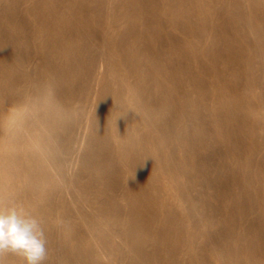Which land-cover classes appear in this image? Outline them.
Masks as SVG:
<instances>
[{
  "label": "rangeland",
  "instance_id": "rangeland-1",
  "mask_svg": "<svg viewBox=\"0 0 264 264\" xmlns=\"http://www.w3.org/2000/svg\"><path fill=\"white\" fill-rule=\"evenodd\" d=\"M31 1L33 2V1H37V0H31ZM40 1H42V2H40ZM38 2L43 4V5L41 4L43 7L41 6L40 9H39V11L44 8L42 10L41 16H40V12H38V14H39L38 20L40 22L39 21H36V18L31 17L32 14H30V13H32V10H33L32 7L33 6L31 4H28V2L27 3H24V4L22 3L24 6L21 5V2L18 3L17 6H14L15 7L14 9L9 4V2H5V6L7 4V6L9 5L14 10V11L12 10L13 18H15L17 20V22L19 21V19L21 20L20 21V25L19 24L17 25L19 28L16 27V30H14L15 32H17V34H19L18 37H20L21 34H22L24 37L31 38L32 36H34V34L36 33V31L41 32V37H40V40H38L37 42H35V44H34V42L32 43V41H29L28 51L27 50L25 51V49L23 47H16L13 44V42H15V38H14V36H16L15 33H13V35L11 33H8V35L10 34L9 35L10 37L12 35V37H13V38L11 37L12 39L10 37H8V35L7 36L6 35L3 36L2 34H0V39H1L0 41H3L4 42L5 41L4 38L6 39V37H7V39L9 41H11V40L14 39L13 42H11L10 45H9V42H7L8 41L7 39H6V41L4 43H1V44H3V47H1L2 50H0V61L2 59H5V57L7 58V57H10L11 56V58H14L13 55H15V57H19V58H21V57L22 58H25L26 55L27 56H31L32 55L31 57H34L35 54L37 53V51L39 50V48L42 49V52H44V54H43L44 57H42L41 61L37 59L36 61H38V63L35 66L29 67V69L27 71V78H29L34 83V84L32 83V85L30 86L31 88L29 87V90L26 93L27 94V97H26V94L23 97H20L23 94H21L20 96L17 95L16 96V99L14 101L16 104H18V103H20V104H24L25 103L26 104L27 102H30V101L32 103H35V104L37 103V107H35V108L34 107L33 108L29 107V111H27L25 113L26 116H24L25 119L23 118L24 121L22 123L19 120V123L22 126L25 125L24 127H26L28 125V126H32L35 129V132H36L35 135H34L35 138L34 139H30L29 138L30 139L29 140L27 138V136H28L27 133L26 132H23L22 133V130L21 129H24V128L20 127V132L22 133V137L21 138L22 139H25L26 138V140H28V142H32V144H35L34 147L36 146V143H35L34 140L35 139L38 140V141L40 140L39 141V144L41 143L40 146L41 147L43 146L44 151L41 152L43 149H40L38 147L41 150V151L39 150V153L41 152V154L43 155V157L45 156L41 160H43V162H45V159H46L47 162H51V161L54 160L55 167H56L55 169L57 171L60 169L58 173H56L57 171L54 170V169L52 170L53 172L50 171V175L52 176L53 180H56L57 179L55 181V184H56L55 186H57L59 189L58 188L51 187L52 185H50L49 183L46 184V182L44 183L43 181H41V179H40L41 177L38 175L39 173H37V172H36L37 173L36 174V176H37L36 178L39 180L38 183H36L37 181L34 180L32 184H29L28 185L29 182L26 181V179L22 175H21V177H23L22 178L23 183H22L21 179H18V180H15L14 181V193L16 194V199L14 201L15 202L17 201L16 203L18 205H21L23 207H27V209L29 211L30 210H31V212L34 211L32 213H34V215L38 216L43 221V226H46V227H44L45 228V232H46V238H49V239H47V245H48L47 246V250H48V253H50V254L53 253V254H51V255L48 254V258L46 260L47 262L45 261L44 264H56L55 262H57V264H63V263H65V264H87L89 261H91V262H89L88 264H95L96 262H98L96 264H127V261L121 255H116V256L115 255H111L110 252H109V254H107L108 253L107 248L102 243L100 237H98L97 235L95 236L94 234H92L91 228L89 227L90 224L88 225L87 223H85L84 220H82V218H84V217L81 215V212H78L77 213V209H79V208L82 211V213L84 212L83 213L84 216L86 215L88 218H90L92 220L93 219L94 220H97L98 219L97 217H99V216H101V217H99V219L101 218L102 220L104 218L106 220L109 219L110 221H108V223L111 224V227L113 228V230H115V232L117 230V233H120L121 232V233L125 234L126 236L133 235L134 237L140 238L142 241L144 240V242H143V251L148 256V258L151 259V261H154V262H152V264H158L159 262H160L159 264H195V263L196 264H200L201 263V258H202V260L204 258H205L204 260H206V258H207V260H206L207 261L206 262L207 264H225V263L226 264H231L229 258H228V260L226 258V257H228L227 256L228 253H229V257H230V252H233V253H236L237 252L238 254L237 253L236 254H237V256H238L239 259H242L243 260L246 257V259L249 260V262H250V260H253V263L250 262V264H254V262H255V264H262V263L264 264V260H263L264 259V234H263L264 233V157H263L264 156V144H263V142H264V138H263L264 137V130H260L259 131V130L256 129L258 127V125H260V121H261L262 124H264V117H263L264 116V71H263L264 70V36H263L264 35V28H261V25H260L261 24V21H260V17H259L258 8H257V6L259 4H261V6L264 7L263 2H261V3L258 4V0H202V1L201 0H166V2H165V0H152V2H153L152 5L153 6L155 5L154 7H158V8L160 7L161 8L163 5H166L165 3H170V4L174 5L175 8L177 7V10L179 11V13L181 15H183L182 17H180V23H181L180 26L183 27V31H182L183 34H182V36L185 39V40L184 39H182V40H184L186 43L184 42L182 45L179 46V47H181L180 48L181 51L179 50L180 52L176 56L175 61H173L174 59H171V60H162L160 62V68H161V72L162 73H165L167 75H168V73H170L174 69L176 71H179V70L185 68L184 69L185 70V74H183L184 73V70H182L181 73H182V75L184 77L181 76V74H180V77H179L180 87L181 88L179 87L177 98H174L175 101L172 100L173 102L170 105L169 111L173 115V117H171L172 119H169L168 118V119H165V120H161V123L158 122L156 125H150V124L146 123L144 126H142V128H144V129H141V128L140 129H137L136 127H134V124H132L133 123V120L130 119V117L128 115H126L127 114V109L126 108L128 106V103H131V102H133L136 99V94L134 92H132V91L129 90L128 91L129 92V95L128 94L127 95L125 94V96H128L130 98L123 96V98L121 97V100H119L120 98L119 99H116V98L113 97L114 96V93L116 94L115 89L116 88L118 89V87H119V85H118L119 84L118 83L119 82V79L116 77V75L111 74L112 75V78L110 77V79H108V87H106V91L104 90L106 92V95L105 96L108 97L106 99V103H104V102H101L100 103L98 101V97L96 95H97V93L99 95V88H98V90L95 93L96 95L93 94L94 96L91 95V94L89 96H87L86 93H85V91H84L85 90L84 88L87 85L88 86L90 85L88 83H91V82L95 81L94 80V75H92V73H91L92 72L91 67H93V65L95 64L96 59H98L97 56H99L100 59L102 58V60H104L103 62L106 63V66H111L112 65L111 62H110V59H108L106 56H104L99 51V48H97L98 46L96 47V45L93 44L95 42L94 41L92 42V38H91L92 36L89 33V31H88V27L86 26V23H88V19H86V18H88L91 13H94V17L96 16V20H95V23L97 22L96 23V26L97 25L98 26L101 25V15H99V14H101L102 7L97 4L95 6L96 7L98 6L99 8L98 9L97 8L95 9V6L93 4H92L93 6H91L90 5L91 3L90 4H87L89 2H85L84 0H45V1L38 0ZM79 2L82 5H80ZM51 4L53 5L54 8L52 7ZM201 4L204 7L208 8V11L210 13V15L207 16L208 19L206 21L203 19L202 15L198 12L199 11L198 8H199V6ZM2 5H4V4L1 3L0 9L3 7ZM30 7H31V9H30ZM49 7H51V8L49 9ZM89 7H92V8L89 9ZM259 7H260V5H259ZM3 8L1 9L2 10V13H1V10H0V14L2 16V17L0 16L1 17L0 18V24H4V23H2L4 21L3 18L6 19V17H5L6 13L4 14V12H5V10L7 8H5V10ZM80 8H81V10H80ZM190 8H191V10H190ZM3 10H4V12H3ZM8 11H6V12H8ZM27 11L29 12V14H28ZM79 11H80V13L78 14ZM95 11H97V13ZM64 12H65L66 15L64 14ZM86 13H88V14H86ZM26 15H28V16H26ZM29 15H31V16H29ZM16 16H18L17 18H19V19H17ZM184 16H185V18H184ZM67 17H69L71 20H68L67 21V19H68ZM73 17H74V20H72ZM232 18H233V20H232ZM54 20H57V21H54ZM64 21L66 23H64ZM36 22H38V23H36ZM51 22H52L53 28H52L51 25H49L48 28H50V26H51L52 29L51 28L50 29H47L46 28L47 27L46 24L47 23L50 24ZM84 22H86V23H84ZM190 22H192V23H190ZM197 22H199V23H197ZM202 22H204V23H202ZM41 23H43V25ZM72 23H73V25H72ZM39 24H40V26L43 27L42 29H40V26H37ZM55 24H57V26ZM65 24H68L67 25L68 27ZM212 24H214L215 26L212 25ZM233 24L236 27H234ZM59 25H60V27H58ZM61 27L63 29H61ZM74 27H75V29H74ZM85 27H87V28H85ZM195 27H196V29H195ZM35 28H37L38 30L35 29ZM233 28L236 29V30L234 31ZM18 29L19 30L21 29V30L18 31ZM66 29H67V31H66ZM50 30H54V31H50ZM87 31H88V33H87ZM193 33L195 35H193ZM243 33H244V35H243ZM205 34H206V36H205ZM203 35H204L205 38L203 37ZM211 35H213V36H211ZM223 36L225 38H223ZM211 37L212 38L214 37V38L212 39ZM219 37L224 40V41L222 40V43H221V39ZM238 38H240V39L238 40ZM208 39H210L211 41L210 40L208 41ZM217 41H218V43H217ZM245 41L246 42L248 41V42L246 43ZM90 42H91V44H90ZM207 42L210 43L209 44V46H210V52H209V48H208L209 46H208V43ZM211 42H212V45H211ZM214 43L216 45H213ZM219 44H222V45H219ZM40 45H41V47H40ZM81 45H83V47ZM242 45L245 46V47H243ZM256 45H257V47H256ZM212 46H214V47H212ZM163 47H164V45L162 43H157L155 45V49L154 50L158 49L160 51H157V50L156 51L158 53L163 54V52H164V50H163L164 48ZM203 47H205V48H203ZM213 48H215V49H213ZM207 49H208V51H207ZM88 50L89 51L91 50V52H93V53L89 52ZM191 50H193V51H191ZM211 50H212V55H213V56L211 55L212 57L209 56L210 53H211ZM213 50H215L216 52H214ZM182 51L185 52V53H183V56L181 54ZM219 51L220 52H224L225 51L223 53L224 55L222 53H220V54H222V55H220L219 54ZM10 52H12V53H10ZM18 52L20 53V55H19ZM94 52H98V53H94ZM132 52H133V48L130 47V46H126L125 49L119 50L116 53V54H118V57H119L118 59H121L120 60L121 64L124 63L122 66H124V69L126 70V73H127V75H125L126 76V80L130 83L131 86H136L137 85V86H140L141 87V84L143 83L142 87H144V86L146 87V88L145 87L144 88H145L146 91L149 92L150 101L151 100L153 101V102H151V105L154 108L159 107L160 104H161V102H162V100L164 98L165 99L166 98L168 99L169 94L167 92L160 93L158 90H155V91L150 90L151 88L147 89V87L149 86L148 85L149 84L148 83L149 82L148 81L149 80V76H147L148 77V80H147V78L144 77L145 76L143 74L144 72L143 73H141V72L140 73L139 72L137 73L136 71H134L133 67L131 66L132 65L131 62L133 61V56H134V52L133 53ZM201 52L202 53L204 52V54L202 55ZM251 52H253V53H251ZM87 53H88V55L90 54L91 57L90 56H87ZM83 54H85V55H83ZM5 55H7V56H5ZM95 56H96V58H95ZM188 56H190V57H188ZM188 59L189 60L191 59V60L189 61ZM209 59H211L212 62ZM259 59H260L261 62L259 61ZM185 61H187V62H185ZM188 61L189 62H192L193 61V63L190 64ZM195 61L198 64H196ZM201 61H203V63H201ZM184 62L186 64H184ZM234 62H236V63L234 64ZM107 63H108V65H107ZM208 63H209L210 66L208 65ZM211 63L214 65L213 67H212ZM218 63H220V64H218ZM221 63H223V64H221ZM231 63H232V65H230ZM245 63H247V64L245 65ZM257 63H263V64L261 65V64H257ZM40 64H42V65L44 64L43 65L45 67L44 70H42V68L40 67L41 66ZM182 64L184 66H182ZM228 64H229V68H227ZM125 65H127V66H125ZM179 65H181V66H179ZM185 65H188V66H185ZM191 65L192 66H195L196 68L195 67L191 68L192 67ZM216 65H217V67L224 68V69L223 70L222 69H219L221 71H219V73H216V71L214 69ZM219 65L222 66V67H220ZM240 65H241V68H239ZM260 65L263 68H261ZM85 66H86V69H85ZM201 66H203V67H201ZM249 66L251 67L250 68V72L251 73L249 72V69H248ZM87 67H89V68H87ZM211 67H212V69H211ZM199 68H201V70H199ZM202 68L203 69L206 68V69L203 71ZM209 68L211 69L212 72L210 71ZM78 69H80V70H78ZM83 69H85V70H83ZM132 69H133V71H131ZM188 69L189 70L191 69V70L189 71ZM245 69H246V71H245ZM186 70H188L190 73L187 74L188 71H186ZM195 71H197L196 76H198V77L195 76V74H194ZM213 71H215V72H213ZM231 71H232V73H231ZM261 71L263 73H261ZM42 72H44L46 74L43 75ZM132 72H135V73H132ZM191 72H192V74H191ZM202 72H204V73L206 72V73L204 74ZM246 72H247V74H246ZM207 73H210V74L208 75ZM220 73H221V75H219ZM85 74H87L88 76L85 75ZM137 74H139V75H137ZM79 75H80V77H78ZM206 75H207V77H206ZM136 76H138V77H136ZM187 76H189V78ZM217 76H221L222 79H221V77L220 78H217ZM192 77H193V79H192ZM202 77H206L207 79L205 78L206 79L205 80ZM213 77L215 79H213ZM201 78L203 79V81H202ZM245 78H247V80H245ZM184 79H185V81H184L185 82V86L183 85L184 82L182 83V81ZM198 79H201V80H198ZM218 79L220 80L219 83H218V81H219ZM191 82H192L193 85L191 84ZM211 82H213V83L215 82L214 84H217L218 83V86L216 85V88H215V85L212 84ZM237 82L241 86L240 85H237L238 84ZM146 83H148V84H146ZM199 83H201V84H199ZM234 83H235V85H234ZM57 84H59V85H57ZM83 84L84 85L86 84V85L84 86ZM207 84L208 85L209 84L210 85L212 84V85H211V87L209 85V87H210L209 88L207 86ZM227 84H229V85H227ZM82 85H83V87H82ZM199 85L200 86L201 85H204V86H201V87L202 88L205 87V88L202 89ZM222 85H224L223 86L224 88L223 87H221L222 89L221 88H218V87H220ZM249 86H251L252 88H253V86H255L252 89L253 91L251 90V87H249ZM193 87H195V88H193ZM182 88H184L183 91L181 90ZM186 88L188 90H185ZM206 88H207V90H206ZM81 89H82V91H81ZM214 89L216 91L218 89V91H220V92L222 90V92L219 93L217 91L218 93L215 94L216 91ZM247 89H248V91H247ZM189 90H192V92L191 91L189 92ZM201 90H203L202 91L203 93L201 92ZM208 90H209V92H208ZM113 91H114V93H113ZM194 91L195 92L196 91L197 92L200 91V92L195 95V92ZM251 91H252V93H251ZM83 93H85V94H83ZM209 93H210V95H209ZM261 93H263V94L261 95ZM101 94H102V92H101ZM187 94H190L191 95V96L190 95L189 96H190V98L192 100H190V98H189V96H187ZM237 94H238V96H237ZM132 95H133V97H132ZM181 95L183 97H181ZM201 95L204 96L203 97L204 99L202 98ZM208 95L211 96V97H209ZM215 95H218V97L215 96ZM250 95H252V96H250ZM207 96L209 97L208 98L209 100H207V98H206ZM83 97H84V99H83ZM90 97H91V99H90ZM158 97H159V99H158ZM219 97L220 98H224V99H220ZM127 98H128V100H127ZM180 98H182V99H180ZM88 99L90 100V102H89ZM94 99H96V100H94ZM184 99H186V100H184ZM71 100L73 101V103L71 102ZM188 100H190L192 103L190 101H188ZM194 100H196V101L193 102ZM197 100H199L198 103H196ZM85 101H87V104L89 102L88 107H87V104H86ZM224 101H226L227 103L230 104L229 106H230V109L231 110H227L226 111L225 106L227 105V103L224 102ZM174 102L176 103V105H175L176 108L174 107V104H175ZM232 102H234L236 105L234 103H232ZM69 103H71V104H69ZM194 103H195V105H194ZM223 103H224V105H223ZM54 104L55 105L58 104V105L55 106ZM83 104H84V106H83ZM105 104H107V105H105ZM197 104H198V106H197ZM205 104L208 106L207 109H206L207 106ZM231 104H234L235 107L234 106L232 107ZM254 104H256V107H255ZM3 105L4 106H7L6 103H4V102H3ZM93 105L95 106V108L93 107ZM237 105H239V106H237ZM243 105H244V107H242ZM10 106L11 105L8 104V107H10ZM78 106H81L82 108L81 107H78ZM201 106H203L204 108H202ZM86 107L88 109H90L91 111L90 110H86ZM184 107H185V109H184ZM190 107L191 108L194 107V109H191ZM238 107H241V108L238 109ZM178 108H180V109L178 110ZM186 108H188V110H186ZM215 108H218L219 109V112L222 113V114H223V111H224V114L226 112V114L228 115V118L230 119V121H229L230 125H229V123L225 125V123H227V122L220 121L219 117L217 118V114L219 112H218V109H216L217 110L216 111ZM236 108H237V110H236ZM58 109H60V110H58ZM66 109H69V111H67ZM123 109L124 110L126 109V111H123ZM189 109H191V110H189ZM139 110H140V108L138 109L139 114H141L142 111H144V109L143 110L141 109L140 111ZM173 110H174V113L171 112ZM194 110H196V111H194ZM201 110L204 113H201L202 112ZM252 110H254L256 113L255 112L253 113ZM169 111H167V112H169ZM177 111H178V113H177ZM189 111H191V112L194 111V112L192 114ZM198 111H199V113H198ZM213 111H214V113H213ZM230 111H232L233 113L230 112ZM258 112H260L259 113L260 116H258ZM92 113H93V115H92ZM85 114H86V116H85ZM185 114H186V116H185ZM194 114H196V115H194ZM202 114L203 115L205 114L206 116L205 115L203 116ZM254 114H256V115H254ZM71 115H72V117H71ZM88 115H89V117H88ZM120 115H122V116H120ZM141 115L143 116V114H141ZM174 115L176 116V119H175ZM193 115L196 118L194 117V119H193ZM233 115H234V118L232 119ZM98 116L101 117L102 119L101 118H98ZM126 116H128V117H126ZM239 116H240V119H239ZM257 116L259 118H261V120L260 119L258 120V117ZM87 117H88V120H87ZM160 117H161V119L162 118L164 119L163 114L160 115ZM246 117H248V121H247V118ZM256 117H257V119H256ZM125 118H127V119H125ZM249 118H251L252 120H250ZM254 118L257 121L256 123H253L252 122ZM94 119H97L99 121H96ZM122 119H123V121H122ZM255 119H254V121H255ZM63 120H64V122H63ZM128 120H130V121H128ZM169 120H171V121L169 122ZM216 120H218V122ZM240 120H243V121H240ZM68 121H69V124H68ZM235 121H238V122H235ZM246 121H247V123H246ZM24 122H26V124H24ZM32 122H33L34 125L32 124ZM89 122H90V125H89ZM222 122L224 123L223 125H222ZM99 123H101V124H99ZM185 123L186 124L188 123L187 126H186ZM192 123H193V125L195 127H193V125H191ZM233 123H235L236 125L233 124ZM241 123H242V125H241ZM251 123H252V125H251ZM97 124H99V125H97ZM160 124H161V126H160ZM232 124L234 125V127H236L234 129H237L239 132L238 131L237 132H231V131H236V130H233ZM4 125H5V127H4ZM61 125H63V126H61ZM180 125L181 126L185 125L186 128H184V126L182 128ZM238 125H241V126H238ZM197 126H198V128H197ZM249 126H251V127H249ZM252 126L253 127H256V128L254 129ZM38 127H40V128L37 129ZM228 127H230V128L227 129ZM241 127H242V130H243V128L245 130H243V131L240 130ZM189 128H191V129H189ZM199 128H201V129H199ZM59 129H60V131H59ZM136 129H137V131H136ZM177 129H178V133L180 132V134L178 135V137L176 136L177 135ZM181 129H183V130H181ZM248 129H250L251 133L248 131ZM0 130H1L0 131V140H2L1 142H4V141L7 142L11 138H13L12 135H14V134H17V133H18L17 135L21 134L18 131V127L12 125L10 122H9V124H1L0 123ZM2 130H5V131H2ZM71 130H73L74 133ZM77 130H79V131H77ZM80 130H82V131H80ZM190 130H191V132L189 133ZM6 131L8 133H6ZM43 131L45 132V134H44ZM63 131L66 132V133H63ZM88 131H89V133H88ZM175 131H176V134H175ZM193 131H194V133H193ZM195 131H196V136L199 134L197 136L199 140H197V137L195 136ZM200 131L201 132H204V133H202L203 135L204 134H206V135L202 136V134L200 133ZM247 131L249 133H247ZM39 132L42 133V134H40L41 136L39 135ZM76 132H80V133H77L76 134ZM243 132H245V133H243ZM252 132H255V134H253ZM25 133H26V135H24ZM61 133H63V135H65V136H63ZM140 133L141 134L144 133V135H141ZM186 133H187V135H185ZM173 134L175 135V137L173 136ZM251 134H253V135H251ZM47 135H49V136H47ZM121 135H123V136H121ZM138 135L139 136L141 135L140 136L141 139L136 137ZM158 135H160L161 137L158 136ZM190 135H192V136H190ZM231 135L232 136L235 135L234 138L232 137L233 138L232 140H231ZM38 136H40V137H38ZM44 136H46V137H44ZM71 136H72V138H73L74 141L71 140L72 139ZM143 136L145 138L146 137L147 138L145 139V138H143ZM179 136H181V137H179ZM189 136L191 137V139L194 137L193 138L194 140L193 139L191 140ZM216 136H218V137H216ZM237 136H241V137H237ZM252 136H254V137H252ZM28 137H30V136H28ZM64 137H66V138H64ZM134 137H136L137 139L134 138ZM195 137H196V139H195ZM236 137L239 138V139L241 138L239 140V142H238V139ZM49 138H50V140H49ZM54 138H55V140H54ZM61 138L63 139L64 142L61 141L62 140ZM142 138L144 140H142ZM154 138H155V140H154ZM174 138L177 139L178 141L175 140ZM185 138H187L186 139L187 141L189 139L190 140L188 142H186ZM200 138L203 139L204 141L205 140L206 141L205 142H203V140L200 141ZM217 138H219V139L216 141ZM44 139H45V141H44ZM214 139H215V141H214ZM152 140H153V142H152ZM233 140H236V141H233ZM38 141H36V142H38ZM68 141L71 142L69 144H71L72 146L68 144ZM109 141H110V143H109ZM130 141H132V143H130ZM137 141H138V143H137ZM145 141H148V142H145ZM182 141H184L185 143L182 142ZM253 141H255V142H253ZM194 142H195L196 145H194ZM217 142H220L219 143L220 145ZM252 142H253V144H252ZM106 143L108 144V146H107ZM149 143L153 144V146L155 145L154 146L155 149L153 148L152 145L150 146ZM168 143H172V145H170ZM189 143H190V145H189ZM19 144L21 146V143L20 142L17 143L16 144V149L17 150H22L21 149L22 146L20 147ZM142 144L143 145L145 144V145L144 146H140ZM156 144H157V146L159 148H161L160 151H159V148L156 146ZM187 144H188V146H190L191 149L188 148ZM191 144H193L192 147H191ZM197 144H200V145L197 146ZM201 144L203 146H201ZM232 144H234V145L231 147ZM167 145H168V147H166ZM182 145H184V146H182ZM79 146H80V149H79ZM213 146H214V148H213ZM150 147H152L153 150ZM194 147H196L195 150H194ZM206 147H207V150H206ZM208 147H209V149H208ZM243 147L244 148L246 147V150ZM76 148H77V150H76ZM84 148L87 149L88 151L85 150ZM122 148H124V149H122ZM156 148H158V150H156ZM162 148H164V149H162ZM175 148H177V149L174 150ZM210 149H212V150H210ZM17 150L14 151L15 152V155L16 154L17 155L16 156L14 155V159L15 160L12 161L13 162L12 163L13 165L14 164L15 165H19V163H21L22 160L24 159V155L21 154L23 150L21 152L20 151H17ZM80 150H82L83 152L80 151ZM150 150H152V151L150 152ZM188 150L191 153L192 152L193 153L191 154ZM196 150H197V153H195ZM199 150H201V151H199ZM69 151H71V152L74 151L72 153L74 154L76 152L77 155L79 156L78 157L79 159H77L78 162L76 161V163H75L76 165L73 163V165H74L73 168H72V165H70L71 167L67 165L69 158L66 157V156L71 155V152H69ZM89 151H91V152H89ZM156 151H157V155H159V159L157 160V162H155V166H154V164L152 162H150L151 160H149L150 159L149 156L151 155L150 153H153V152L156 153ZM227 151H229L230 153H228ZM44 152H46L45 154H47V155H45ZM226 152H227V155H226ZM253 152H255V153H253ZM86 153H87V155H86ZM119 153H120V155H119ZM122 153L123 154L125 153L124 156H123ZM261 153H263V155ZM4 154H7V153L4 151V149L1 150V148H0V159L2 160V161L0 160V175H1L0 177H2V171H3V168L5 167V164L4 163H7L8 162L7 160H9V159H7V157H5ZM41 154H38V155H40V157H38L39 159L42 158ZM173 154H175V155L173 156ZM187 154H188V156H187ZM206 154H207V156H206ZM228 154L230 156H228ZM253 154H254V157H253ZM107 155H108V157H107ZM144 155H146L148 157H146ZM195 155H197L198 157L195 156ZM90 156H92V157L89 158ZM132 156H134V159H133ZM25 157H26V155H25ZM119 157H121V158H119ZM181 157H183V158H181ZM215 157H217V158L215 159ZM104 158H106V159L104 160ZM175 158H176V160H175ZM185 158H187V159H185ZM189 158L191 159V161H189L190 160ZM203 158H204V160H203ZM64 159L65 160L67 159L65 161V163L63 161ZM84 159H86V160H84ZM172 159H174L175 161L172 160ZM184 159L186 160V163L189 164V166H187L188 164L186 165V163L184 162ZM58 160H60V161H58ZM113 160H114V162H113ZM130 160H131V162H130ZM146 161L148 162V164H147ZM182 161H183V163L185 165L182 164ZM192 161L193 162L196 161L197 163L194 162V164L196 163L195 165H197V164L198 165L197 166L193 165V162ZM16 162H17V164H16ZM57 162H58L57 165L59 166V168L56 165ZM201 162H203V163L201 164ZM243 162L245 164L247 163L248 165L250 164V167H248V170H247L246 173L244 172L245 171V169H244V165L245 164ZM157 163H158V165H157ZM176 163L177 164L179 163L178 166H177ZM174 164H175V166H174ZM228 164H230V165H228ZM149 165L150 166L153 165L152 166V169H150L151 172L149 170V168H151V167H148ZM255 165H257V166H255ZM20 166L22 167L21 164H20ZM157 166H158V168H157ZM33 167L31 169H29L31 172L27 168V172H26V174H24V176L33 175L32 173L33 172L35 173V171L37 170L36 165L33 164ZM64 167L65 168L68 167V168L65 170ZM106 167H107V169H106ZM161 167H162V169H161ZM165 167L167 169H169V171ZM175 167H177V168H175ZM191 167H192V169H191ZM195 167H196V169H195ZM216 167H218V168H216ZM222 167H224V168H222ZM156 168L158 170H156ZM188 168H190V169L188 170ZM182 169L183 170L185 169L184 172H186L187 170L188 171L191 170V171L190 172H186V173H189V174H186L185 173V174L182 175L181 173H184ZM199 169H201V170H199ZM180 170L182 171L181 173H180ZM195 170L196 171L199 170V171H197V173H196ZM99 171H100V173H99ZM110 171H111V173H110ZM114 171H115V173L118 174L119 177L116 176V174L114 173ZM178 171H179V173H178ZM102 172H103V174H102ZM119 172H120V174H119ZM225 172H226V174H225ZM59 173L62 176L60 178L58 176ZM149 173H151V174H149ZM231 174H232V176H231ZM105 175H107V177ZM185 175H187V176H185ZM56 176H57V178H56ZM64 176H65L66 179L63 178ZM83 176H85V177H83ZM179 176H180V178H179ZM199 176L202 177V178L200 179ZM203 176L205 177V179H203L204 178ZM114 177H116V178H114ZM192 177L194 179H192ZM216 177L218 178V180H217ZM70 178H71V181L69 180ZM244 178L247 180L246 183L243 181ZM111 179L114 180V181H112ZM185 179H186V181H185ZM206 179H209V180H206ZM2 180L3 179L0 178V181H1V184H0V191H1L0 192V199L7 201L8 199H5V198H8V195H6L7 193H3V190H2L3 187L1 188V186L4 184V183H2L3 182ZM145 180H147V181H145ZM66 181L69 182L70 184L73 183V185L76 183V185L74 186L76 190H74V192H78L79 194L77 193L78 196H77V194L75 195L77 197H75L73 195L74 192L70 194L73 197L72 198L73 201L71 199H69L71 197V196H68L69 194L68 195H65V191L66 190H62V188L68 189L67 186L69 187V185H70ZM111 181H112L113 184H111ZM189 181H191V182H189ZM219 181H221L223 183H221ZM141 182H142V184H141ZM158 182H160L162 184H160ZM216 182H217V184H216ZM65 183H66V187H65ZM187 183H189V184H187ZM195 183H196V185H195ZM227 183H228V185H227ZM260 183H261V185H260ZM38 184L43 185V190H44V192H46L45 193V196L47 198L45 197V199H42V197H40V195L38 194V192L36 190V189L39 188L38 187L39 186ZM57 184H59V185H57ZM147 184L150 185L151 187L148 186ZM209 184H210V186H209ZM111 185H112V187H111ZM161 185H163V186H161ZM187 185H189L190 187L192 185V187H193V188L191 187V190L193 189V191H191V193L193 192L192 194H190V191H188L187 188H186V191H188L189 194L187 192H185V186L189 188V186H187ZM199 185H202V186L199 187ZM211 185H212V189L210 188ZM221 185L222 186L224 185V187H222ZM249 185L251 187H249ZM144 186H145V188H143ZM252 186H254V187H252ZM255 186H258V187L256 188ZM110 187L112 189H110ZM218 187H220L221 189L218 188ZM46 188H48V190ZM216 189H218V190H216ZM234 189H236V190L234 191ZM236 191H237V193H235ZM61 192L63 193V195H62ZM184 192L187 193V194H185ZM238 192H239V194H238ZM18 193H19V195H18ZM231 193H232V196H235V198L232 197V196H230ZM243 193H244V195H243ZM248 193H250L251 195L248 194ZM37 194H38V197H40L39 200H38ZM187 195H188V197H189V195L190 196H193V197L196 196V198L193 199V198L189 197V198L193 199V201L192 200L191 201H188L189 198L187 197ZM221 195H222V198L220 197ZM227 195H229V196H227ZM248 195H250V196H248ZM252 195H254V197ZM146 196H149V197H146ZM76 198H77V200H76ZM226 198H228V199H226ZM74 199H75V201H74ZM42 200H44V201H42ZM60 200L63 201V202H61ZM207 200H209V201H207ZM84 201H85V203H84ZM152 201L155 202V203L153 204ZM220 201H222V202H220ZM249 201H251V202H249ZM72 202H73L72 207L76 203V205L73 208L70 205V204H72ZM81 202L84 203V204H86V205L83 204L84 205L83 206L81 204ZM156 202H157V205H156ZM183 202L188 207H186ZM191 202H193V203L191 204ZM234 202H237V206H236V203H234ZM238 202H240V203H238ZM58 203H59V205H58ZM164 203H165V205H164ZM78 204H79V206L81 205L82 208L81 207H78ZM195 204H196L197 207L195 206ZM222 204H224V205H222ZM238 204H242V206L240 207V205H238ZM24 205H26V206H24ZM35 205H37V206H35ZM189 205H191V206H189ZM39 206H41L42 208H40ZM216 206L219 207V208H217ZM64 207H66V208H64ZM233 207H234V209H233ZM188 208H190V209L192 208V210L194 208V210L197 211V212H195L193 210L194 213L192 214L193 211L191 212L190 209L188 210ZM210 208H212V209H210ZM256 208H258L257 211H255ZM144 209H145V211H144ZM206 209H208V210H206ZM44 210H46V211H44ZM71 210H72V212H71ZM74 210H75V212H74ZM170 210H171V212H170ZM216 210H218V211H216ZM92 211L95 212V213H93ZM172 211H173V213H172ZM223 211H225V212H223ZM66 212H67V214H65ZM142 212H144V213H142ZM219 212H221V213H219ZM153 213H154V215H153ZM167 213H169V214H167ZM217 213H219V214H217ZM247 213H248L249 216L247 215ZM75 214L76 215H79V218H81V219L80 220H77V216ZM43 215H45V217ZM70 215L71 216L72 215L73 216L75 215V216L74 217L72 216L73 217L72 218ZM196 215H198V216H196ZM220 215H222V217ZM228 216H230V217H228ZM233 216H234V218H233ZM148 218H150V219H148ZM209 218L212 219L211 220L212 222H210ZM250 218H252L253 220H251ZM114 219L117 220V221H114ZM254 219L256 221H254ZM199 220L202 223L199 224ZM206 220H208L209 222L207 223ZM81 221L84 222L83 223L84 226L82 225V222ZM160 221H162V222H160ZM194 221H196L197 223H195ZM213 221H215V222H213ZM49 223H50L51 226L49 225ZM63 223L64 224L66 223V224L64 225ZM72 223H73V225H72ZM194 223H195V225H194ZM209 223H211V224H209ZM174 224H175V226H174ZM201 224H203V225L201 226ZM223 224H224V226H222ZM255 224H257V225L255 226ZM182 225H184V226H182ZM85 226H86V229H85ZM221 226H222V228H221ZM257 226L259 228V232L257 231L258 229L255 228ZM78 227L81 228V229L79 230ZM200 227H202V228H200ZM72 228L75 231L74 230H71ZM254 228H255V231L253 230ZM62 229H66V231L65 230H62ZM196 229H197V231H196ZM248 229H249L250 232L248 231ZM48 230H49V232H48ZM87 230H88L89 233H86ZM228 230H229L230 233L228 232ZM166 231H167V233H166ZM177 231H178V233H177ZM63 232H66V233H69V234L72 232L70 234L72 237H66L65 236V233H63ZM158 232H161V233H158ZM163 232H164V234H163ZM208 232H209V236H207ZM232 232H233V234H231ZM252 232H254L253 235H251ZM256 232H258V234ZM61 233H62V235L63 234L64 235L62 236ZM203 234H204V236H202ZM215 234L216 235L219 234L218 237ZM199 235H201L202 238ZM256 235L259 238L258 239L256 238V240H255V239H253V237L255 238ZM64 236H65V238H64ZM158 236L159 237L161 236L160 239H159ZM196 236L199 237L198 238L199 240L197 239ZM230 236H231V240H230ZM223 237H224V239H223ZM63 238L65 240L67 238L68 239L71 238L72 241L70 239L69 240L67 239L66 240V243H65V240ZM76 238H78V239H76ZM166 238H167V240H166ZM215 238H218V239H215ZM214 240L216 242H214ZM242 240H244V241H242ZM154 241H156V242H154ZM229 241H230V243H229ZM248 241H250V242H248ZM81 242H83L84 244L82 243L83 244L82 245ZM243 242H245V243H243ZM77 243H80V245L79 244L77 245ZM187 243H188V245H187ZM190 243H192V244H190ZM199 243H201V244H199ZM250 243H251L252 246L250 245ZM54 244H55V246H54ZM101 244H102V246H101ZM189 244L191 246H189ZM196 244H197V246H196ZM207 244H209V245H207ZM253 244H255V246H253ZM72 245H75L76 247L75 246H72ZM90 245H93L92 248H91ZM126 245L130 246L128 243ZM144 245H145V248H144ZM200 245H202V246H200ZM213 245H215V246H213ZM256 245H257V247H256ZM52 246L55 249H53ZM65 246H66V248H64ZM205 246H207V247H205ZM224 246H227V247H224ZM229 246H231V247L229 248ZM48 247H49V249H48ZM67 247H68V249H67ZM88 247H89L88 250H90V252L87 250ZM195 247H197V248H195ZM242 247H244V248L242 249ZM85 248H86V250L84 251ZM125 248H128V247L126 246ZM252 248H253V250H251ZM199 249L201 250V256L202 257H198V256H200V255H198V254H200V250ZM254 249H256V250L254 251ZM96 250H98V251L96 252ZM184 250L186 252H184ZM189 250H192L193 251V252L191 251L192 252V255H193L191 257H192L193 260L192 259H190V260L188 259V255H189L188 252H189ZM202 250H203V252H202ZM219 250H220V252H219ZM221 250H224V251H221ZM225 250H226V252H225ZM238 250H240V251L243 250L242 251L243 253L241 252L242 253L241 254L240 251L238 252ZM80 252H83L82 255H81ZM91 252H92V256H91ZM173 253H174V255H172ZM124 254L127 255V253H125V252H124ZM184 255H186L185 258H184ZM217 255H218V258H217ZM220 255L222 257H220ZM156 256L158 257V259H155V258H157ZM223 256H224V258H223ZM70 257H71V259H70ZM73 257H75L76 259L73 258ZM89 257L92 258V259H90ZM118 257H119L120 260L118 259ZM65 258L68 261H70V262H68L67 260L65 261ZM86 258H87V260L89 259L88 262L86 261ZM115 258H117V259H115ZM214 258H215V260H214ZM221 258H222V260H220ZM73 259H75V262H73L74 261ZM81 259H82V261H81ZM185 259H187V260L185 261ZM21 260L22 259L20 258L19 261L18 262L16 261V262L19 263V264L20 263L23 264L22 263L23 261H21ZM71 260H73V261H71ZM157 260H158V262H157ZM177 260H178V262H177ZM223 260H225V261H223ZM215 261H216V263H215ZM219 261H220V263H219ZM222 261H223V263H222ZM12 262H14V263H12ZM16 262L15 261H8L7 264H10V263L11 264H17ZM103 262H105V263H103ZM246 264H248V263H246Z\"/></svg>",
  "mask_w": 264,
  "mask_h": 264
},
{
  "label": "bare ground",
  "instance_id": "bare-ground-1",
  "mask_svg": "<svg viewBox=\"0 0 264 264\" xmlns=\"http://www.w3.org/2000/svg\"><path fill=\"white\" fill-rule=\"evenodd\" d=\"M43 1H45V0H43ZM85 2H89V3H87V4H90L91 6H95V5H100L101 7H102V9H101V14H99V15H101V25L100 26H96V23H95V20H96V16L94 17V13H91L90 15H89V17L88 18H86V19H88V23H86V22H84V23H86V26L88 27V31H89V33L91 34V38H92V42L94 41L95 43H93L94 45H96V47L97 48H99V51L104 55V56H106L108 59H110V62H111V66H106V63L105 62H103L104 60H102V58L100 59L99 58V56H97L98 57V59H96V61H95V64L93 65V67H91V69H92V75H94V80L95 81H93V82H91V83H88V84H90L89 86L87 85L84 89V91H85V93H86V95L87 96H89L90 94L91 95H96L95 93H96V91L98 90V88H99V95H98V93H97V97H98V101L101 103V102H104V103H106V99L108 98L107 96H105L106 95V87H108V79H110V77L112 78V75L111 74H113V75H116V77L119 79V87H118V89L116 88L115 89V92H116V94L114 93V91H113V93H114V98H116V99H119V100H121V97L123 98V96H125V94L127 95H129V90L130 91H132V92H134L135 94H136V99L133 101V102H131V103H128V106H127V114L126 115H128L129 117H130V119H132L133 120V123L132 124H134V127H136L137 129H144V128H142V126H144L146 123H148V124H150V125H156L158 122H160L161 123V120H165V119H172L171 117H173V115L170 113V111H169V109H170V105L172 104V100H174V98H177V95H178V90H179V87H180V81H179V77H180V74H181V76H183L182 75V73H181V71L182 70H184L185 68H183V69H181V70H179V71H176L175 69L174 70H172L170 73H168V75L167 74H165V73H162L161 72V68H160V62L162 61V60H171V59H174L173 61H175V58H176V56L178 55V53L181 51L180 50V48L181 47H179L180 45H182L185 41V39L183 38V36H182V31H183V27L182 26H180L181 25V23H180V17H182L183 15H181L180 13H179V11L177 10V7L175 8V6L174 5H172V4H170V3H165L166 5H163L161 8L159 7H154L152 4H153V2H152V0H84ZM202 1V0H201ZM5 2H9V4L12 6V8L14 9L15 7L14 6H17V4L18 3H20L21 2V5H23L24 3H27L28 2V4H31L32 6V13H30V14H32V16L31 15H29V16H31V17H33V18H36V21H39L38 20V18H39V14H38V12H40V16H41V13H42V10L44 9H42V10H40L39 11V9H40V7L43 5L42 3H39L38 2V0L37 1H31V0H0V5H1V3H3L4 5H2L3 7L5 6ZM40 2H42V1H40ZM165 2H166V0H165ZM252 2V1H251ZM261 2H263V4H264V0H258V4L259 3H261ZM23 3V4H22ZM80 3V2H79ZM155 3V2H154ZM215 3V2H214ZM245 3V2H244ZM42 4V5H41ZM45 4V3H44ZM65 4V3H64ZM93 4V5H92ZM161 4V3H160ZM188 4V3H187ZM186 4V5H187ZM194 4V3H193ZM48 5V4H47ZM46 5V6H47ZM52 5V4H51ZM68 5V4H67ZM79 5V4H78ZM80 5H82L81 3H80ZM86 5V4H85ZM84 5V6H85ZM157 5V4H156ZM259 5H260V7H259ZM258 6H257V8H258V12H259V17H260V21H261V28H264V7H262L261 6V4H259ZM1 6V7H2ZM9 6V5H8ZM7 6V4H6V6L3 8L4 10H5V8H7L8 7ZM24 6V5H23ZM89 6V5H88ZM193 6V5H192ZM10 7V6H9ZM7 8L6 10H5V12H4V10H3V12H4V14L6 13V15H5V17H6V19L5 18H3V22L2 23H4V24H0V34H2L3 36H7L8 35V33H11L12 35H13V33H15L16 34V36H14V38H15V42H13V40H11V41H9L8 39H7V37H6V39L8 40L7 42H9V45L11 44V42H13V44L16 46V47H23L24 49H25V51L27 50L28 51V46H29V41H32V43L34 42V44H35V42H37L38 40H40V37H41V32H39V31H36V33L34 34V36H32L31 38H27V37H24L21 33V36L20 37H18V35L19 34H17V32H15L14 30H16V27H18L17 25L19 24L20 25V19L19 18H17L18 16H16V18L17 19H19V21L17 22V20L15 19V18H13V15H12V8L10 7V8ZM19 7V6H18ZM31 7H30V9H31ZM43 7V6H42ZM52 7H53V5H52ZM78 7V6H77ZM1 8V9H2ZM51 7H49V9H50ZM54 8V7H53ZM65 8V7H64ZM70 8V7H69ZM90 8H92V7H89V9ZM98 9L99 7L97 6H95V9ZM189 8V7H188ZM0 9V10H1ZM23 9V8H22ZM61 9V8H60ZM76 9V8H75ZM79 9V8H78ZM94 9V8H93ZM94 9V10H95ZM193 9V8H192ZM199 13L202 15V17H203V19L206 21L208 18H207V16H209L210 15V13H209V11H208V8H206V7H204L202 4L199 6ZM66 10V9H65ZM64 10V11H65ZM74 10V9H73ZM80 10H81V8H80ZM190 10H191V8H190ZM196 10V9H195ZM247 10V9H246ZM6 11H8V12H6ZM11 11V12H10ZM14 11V10H13ZM223 11V10H222ZM28 12V11H27ZM44 12V11H43ZM63 12V11H62ZM70 12V11H69ZM96 13H97V11H95ZM196 12V11H195ZM251 12V11H250ZM1 13H2V10H1ZM9 13V14H8ZM23 13V12H22ZM80 13V11L78 12V14ZM233 13V12H232ZM231 13V14H232ZM28 14H29V12H28ZM53 14V13H52ZM64 14H65V12H64ZM73 14V13H72ZM83 14V13H82ZM86 14H88V13H86ZM196 14V13H195ZM237 14V13H236ZM66 15V14H65ZM68 15V14H67ZM189 15V14H188ZM214 15V14H213ZM233 15V14H232ZM0 16H1V14H0ZM26 16H28V15H26ZM69 16V15H68ZM72 16V15H71ZM80 16V15H79ZM247 16V15H246ZM2 17V16H1ZM0 17V18H1ZM100 17V16H99ZM234 17V16H233ZM68 18V19H67ZM66 19H67V21L68 20H71L69 17H67ZM95 18V19H94ZM184 18H185V16H184ZM210 18V17H209ZM58 19V18H57ZM187 19V18H186ZM215 19V18H214ZM242 19V18H241ZM44 20V19H43ZM42 20V21H43ZM72 20H74V17L72 18ZM202 20V19H201ZM232 20H233V18H232ZM25 21V20H24ZM54 21H57V20H54ZM66 21V20H65ZM64 21V23H66ZM84 21V20H83ZM217 21V20H216ZM226 21V20H225ZM28 22V21H27ZM40 22V21H39ZM70 22V21H69ZM214 22V21H213ZM36 23H38V22H36ZM57 23V22H56ZM100 23V22H99ZM190 23H192V22H190ZM197 23H199V22H197ZM202 23H204V22H202ZM256 23V22H255ZM29 24V23H28ZM27 24V25H28ZM31 24V23H30ZM35 24V23H34ZM42 25H43V23H41ZM48 24V25H47ZM46 24V28L47 29H50L51 28V26H52V22L49 24V23H47ZM49 25H51L50 26V28H48L49 27ZM56 26H57V24H55ZM54 25V26H55ZM66 26L68 25V24H65ZM72 25H73V23H72ZM197 25V24H196ZM212 25H214V24H212ZM37 26H40V24L39 25H37ZM65 26V27H66ZM71 26V25H70ZM77 26V25H76ZM215 26V25H214ZM233 26H234V24H233ZM58 27H60V25L58 26ZM68 27V26H67ZM73 27V26H72ZM81 27V26H80ZM87 27H85V28H87ZM193 27V26H192ZM211 27V26H210ZM234 27H236V26H234ZM249 27V26H248ZM19 28V27H18ZM43 27L42 26H40V29H42ZM45 28V29H46ZM52 28H53V26H52ZM51 28V29H52ZM78 28V27H77ZM188 28V27H187ZM260 28V27H259ZM260 28V29H261ZM35 29H37V28H35ZM61 29H63L62 27H61ZM69 29V28H68ZM74 29H75V27H74ZM194 29V28H193ZM195 29H196V27H195ZM234 29V28H233ZM21 30V29H20ZM19 29H18V31H20ZM27 30V29H26ZM38 30V29H37ZM209 30V29H208ZM236 29H234V31H235ZM241 30V29H240ZM47 31V30H46ZM50 31H54V30H50ZM61 31V30H60ZM66 31H67V29H66ZM76 31V30H75ZM88 31H87V33H88ZM190 31V30H189ZM200 31V30H199ZM222 31V30H221ZM262 31V30H261ZM39 32V33H38ZM205 32V31H204ZM219 32V31H218ZM263 32V31H262ZM19 33V32H18ZM25 33V32H24ZM63 33V32H62ZM121 33V34H120ZM192 33V32H191ZM212 33V32H211ZM214 33V32H213ZM236 33V32H235ZM204 34V33H203ZM218 34V33H217ZM10 35V34H9ZM8 35V37H10ZM12 35H11V37H12ZM64 35V34H63ZM193 35H195L194 33H193ZM197 35V34H196ZM214 35V34H213ZM213 35H211V36H213ZM243 35H244V33H243ZM205 36H206V34H205ZM216 36V35H215ZM261 36V35H260ZM264 36V35H263ZM10 37V38H11ZM73 37V36H72ZM203 37H204V35H203ZM239 37V36H238ZM13 38V37H12ZM11 38V39H12ZM205 38V37H204ZM212 38V37H211ZM214 38V37H213ZM212 38V39H213ZM220 38V37H219ZM223 38H225L224 36H223ZM6 39L4 38V40L6 41ZM182 39H184V40H182ZM199 39V38H198ZM221 39V38H220ZM240 38H238V40H239ZM243 39V38H242ZM254 39V38H253ZM1 40V39H0ZM72 40V39H71ZM204 40V39H203ZM210 39H208V41H209ZM222 40L223 39H221V43H222ZM4 41V42H5ZM75 41V40H74ZM86 41V40H85ZM211 41V40H210ZM224 41V40H223ZM3 41H0V50H2L1 49V47H3V44H1V43H4ZM6 42V43H7ZM246 42V41H245ZM248 42V41H247ZM246 42V43H247ZM157 43H162L163 45H164V52H163V54H161V53H158L157 51H160V50H158V49H156V50H154L155 49V45L157 44ZM186 43V42H185ZM199 43V42H198ZM208 43V46H209V42H207ZM217 43H218V41H217ZM31 44V43H30ZM90 44H91V42H90ZM92 44V45H93ZM188 44V43H187ZM249 44V43H248ZM44 45V44H43ZM72 45V44H71ZM93 45V46H94ZM207 45V44H206ZM211 45H212V42H211ZM213 45H216L215 43L213 44ZM219 45H222V44H219ZM244 45V44H243ZM242 45V46H243ZM255 45V44H254ZM82 47H83V45H81ZM126 46H130V47H132L133 48V52H134V56H133V61L131 62L132 63V67H133V69H134V71H136L137 73L139 72H141V73H143L145 76V78H147V80H148V77L147 76H149V84L148 83H146V84H148L149 86L147 87V89H149V88H151L150 90H153V91H155V90H158L160 93H164V92H167L168 94H169V97H168V99L166 98H164L163 100H162V102H161V104H160V106L159 107H156V108H154L152 105H151V102H153L152 100L150 101V96H149V92L148 91H146L145 90V88L144 87H142V85H143V83L141 84V87L140 86H131L130 85V83L126 80V76L125 75H127V73H126V70L124 69V66H122L123 64H121V62H120V60L121 59H118L119 57H118V54H116L117 53V51H119V50H122V49H125L126 48ZM159 46V45H158ZM201 46V45H200ZM207 46V47H208ZM40 47H41V45H40ZM91 47V46H90ZM89 47V48H90ZM95 47V46H94ZM93 47V48H94ZM206 47V48H207ZM212 47H214V46H212ZM220 47V46H219ZM243 47H245V46H243ZM256 47H257V45H256ZM39 48V47H38ZM37 48V49H38ZM64 48V47H63ZM88 48V49H89ZM96 48V49H97ZM203 48H205V47H203ZM209 48V52H210V46L208 47ZM216 48V47H215ZM215 48H213V49H215ZM82 49V48H81ZM221 49V48H220ZM219 49V50H220ZM11 50V49H10ZM19 50V49H18ZM87 50V49H86ZM95 50V49H94ZM93 50V51H94ZM180 50V51H179ZM258 50V49H257ZM89 51V50H88ZM87 51V52H88ZM188 51V50H187ZM191 51H193V50H191ZM203 51V50H202ZM206 51V50H205ZM207 51H208V49H207ZM214 52H216L215 50H213ZM223 51V50H222ZM89 52H91V50L89 51ZM88 52V53H89ZM132 52V53H133ZM208 52V53H209ZM225 52V51H224ZM224 52H220L219 51V54L220 53H224ZM250 52V51H249ZM10 53H12V52H10ZM9 53V54H10ZM17 53V52H16ZM19 53V52H18ZM88 53H87V56H90V54L88 55ZM91 53H93V52H91ZM94 53H98V52H94ZM183 53H185V52H181V54H182V56H183ZM231 53V52H230ZM229 53V54H230ZM251 53H253V52H251ZM8 54V53H7ZM43 54H44V52H42V49H40L39 48V50L37 51V53L35 54V56L34 57H31V56H27L26 55V57L25 58H19V57H15V55H13V57L14 58H11V56L10 57H5V59H2L1 61H0V123L1 124H9V122L12 124V125H14V126H16V127H18V131L20 132V127H22V128H24V129H21L22 130V133L23 132H26L27 133V135L28 136H30V137H28L27 136V138L29 139H34L35 138V129L32 127V126H26V127H24V126H22L20 123H19V120L21 121V123L24 121V119H25V117L24 116H26V112L27 111H29V107H31V108H35V107H37V103L35 104V103H32L31 101L30 102H27L26 104L24 103V104H20V103H18V104H16L14 101H15V99H16V96L17 95H21V94H23L22 96H20V97H23L26 93H27V91L29 90V87L32 85V81L29 79V78H27V71H28V69H29V67H31V66H35L37 63H38V61H36L37 59L38 60H40L41 61V59H42V57H44L43 56ZM86 54V53H85ZM85 54H83V55H85ZM201 54L203 55L204 54V52L202 53L201 52ZM222 54H220V55H222ZM228 54V55H229ZM261 54V53H260ZM259 54V55H260ZM17 55V54H16ZM19 55H20V53H19ZM34 55V54H33ZM96 55V54H95ZM196 55V54H195ZM212 55V50H211V53H210V57H212L211 56ZM224 55V54H223ZM252 55V54H251ZM5 56H7V55H5ZM9 56V55H8ZM18 56V55H17ZM80 56V55H79ZM101 56V55H100ZM123 56V55H122ZM121 56V57H122ZM127 56V55H126ZM186 56V55H185ZM197 56V55H196ZM208 56V57H209ZM230 56V55H229ZM91 57V56H90ZM94 57V56H93ZM188 57H190V56H188ZM204 57V56H203ZM86 58V57H85ZM95 58H96V56H95ZM196 58V57H195ZM205 58V57H204ZM248 58V57H247ZM184 59V58H183ZM197 59V58H196ZM206 59V58H205ZM204 59V60H205ZM218 59V58H217ZM261 59V58H260ZM260 59H259V61H260ZM185 60V59H184ZM183 60V61H184ZM189 60V59H188ZM191 60V59H190ZM189 60V61H190ZM203 60V61H204ZM211 62H212V60L211 59H209ZM208 60V61H209ZM248 60V59H247ZM130 61V60H129ZM178 61V60H177ZM188 61V62H189ZM203 61H201V63H203ZM206 61V60H205ZM223 61V60H222ZM246 61V60H245ZM249 61V60H248ZM258 61V62H259ZM94 62V61H93ZM108 62V61H107ZM185 62H187V61H185ZM184 62V64H186ZM220 62V61H219ZM261 62V61H260ZM175 63V62H174ZM180 63V62H179ZM190 64L191 63H193V61L192 62H189ZM195 63H196V61H195ZM207 63V62H206ZM214 63V62H213ZM236 62H234V64H235ZM249 63V62H248ZM89 64V63H88ZM92 64V63H91ZM173 64V63H172ZM196 64H198V63H196ZM195 64V65H196ZM200 64V63H199ZM218 64H220V63H218ZM221 64H223V63H221ZM225 64V63H224ZM247 63H245V65H246ZM250 64V63H249ZM248 64V65H249ZM257 64H263V63H257ZM41 66V68H42V70H44V64L42 65V64H40ZM107 65H108V63H107ZM130 65V64H129ZM204 65V64H203ZM208 65H209V63H208ZM207 65V66H208ZM211 65H212V67L214 66L212 63H211ZM227 65V64H226ZM225 65V66H226ZM230 65H232V63L230 64ZM260 65V67L261 68H263L262 66ZM125 66H127V65H125ZM179 66H181V65H179ZM182 66H184L183 64H182ZM185 66H188V65H185ZM192 66V65H191ZM200 66V65H199ZM210 66V65H209ZM220 66V65H219ZM112 67V68H111ZM190 67V66H189ZM193 67H195V66H192L191 68H193ZM201 67H203V66H201ZM205 67V66H204ZM212 67H211V69H212ZM220 67H222V66H220ZM234 67V66H233ZM247 67V66H246ZM87 68H89V67H87ZM130 68V67H129ZM128 68V69H129ZM173 68V67H172ZM176 68V67H175ZM196 68V67H195ZM227 68H229V64H228V66H227ZM235 68V67H234ZM239 68H241V65H240V67ZM250 66H249V72H250ZM85 69H86V66H85ZM85 69H83V70H85ZM133 69L131 70V71H133ZM203 69V68H202ZM206 69V68H205ZM205 69H203V71L205 70ZM210 69V68H209ZM211 69H210V71H211ZM215 71H216V73H219V71H221V70H219V69H224V68H219V67H217V65L215 66ZM213 69V70H214ZM236 69V68H235ZM260 69V68H259ZM78 70H80V69H78ZM189 70V69H188ZM188 70H186V71H188ZM191 70V69H190ZM189 70V71H190ZM199 70H201V68H199ZM238 70V69H237ZM90 71V70H89ZM129 71V70H128ZM164 71V70H163ZM187 72V74L188 73H190V72ZM194 71V70H193ZM207 71V70H206ZM209 71V72H210ZM215 71H213V72H215ZM230 71V70H229ZM234 71V70H233ZM245 71H246V69H245ZM264 71V70H263ZM180 72V73H179ZM196 72V73H195ZM194 72V74H195V76H196V74H197V71H195ZM212 72V71H211ZM224 72V71H223ZM237 72V71H236ZM256 72V71H255ZM43 73V75L44 74H46V73H44V72H42ZM90 73V72H89ZM90 73V74H91ZM131 73V72H130ZM132 73H135V72H132ZM202 73H204V72H202ZM206 73V72H205ZM204 73V74H205ZM215 73V74H216ZM231 73H232V71H231ZM230 73V74H231ZM240 73V72H239ZM243 73V72H242ZM245 73V72H244ZM251 73V72H250ZM261 73H263L262 71H261ZM260 73V74H261ZM82 74V73H81ZM84 74V73H83ZM183 74H185V70H184V73ZM191 74H192V72H191ZM208 75L210 74V73H207ZM213 74V73H212ZM226 74V73H225ZM246 74H247V72H246ZM245 74V75H246ZM85 75H87V74H85ZM91 75V76H92ZM137 75H139V74H137ZM203 75V74H202ZM201 75V76H202ZM219 75H221V73L219 74ZM240 75V74H239ZM242 75V74H241ZM244 75V76H245ZM88 76V75H87ZM86 76V77H87ZM133 76V75H132ZM204 76V75H203ZM223 76V75H222ZM230 76V75H229ZM243 76V75H242ZM248 76V75H247ZM78 77H80V75L78 76ZM136 77H138V76H136ZM140 77V76H139ZM184 77V76H183ZM188 78H189V76H187ZM196 77H198V76H196ZM206 77H207V75H206ZM206 77H202L203 79H205ZM212 77V76H211ZM221 76H217V78H220ZM240 77V76H239ZM253 77V76H252ZM90 78V77H89ZM128 78V77H127ZM182 78V77H181ZM201 78V79H202ZM227 78V77H226ZM234 78V77H233ZM59 79V78H58ZM88 79V78H87ZM91 79V78H90ZM115 79V78H114ZM191 79V78H190ZM192 79H193V77H192ZM191 79V80H192ZM201 79H198V80H201ZM203 79H202V81H203ZM207 79V78H206ZM205 79V80H206ZM212 79V78H211ZM213 79H215L214 77H213ZM212 79V80H213ZM221 79H222V77H221ZM225 79V78H224ZM223 79V80H224ZM232 79V78H231ZM219 80V79H218ZM222 80V81H223ZM245 80H247V78H245ZM55 81V80H54ZM139 81V80H138ZM141 81V80H140ZM185 81V79L182 81V83ZM187 81V80H186ZM217 81V80H216ZM221 81V82H222ZM228 81V80H227ZM233 81V80H232ZM61 82V81H60ZM131 82V81H130ZM208 82V81H207ZM206 82V83H207ZM220 82V80L218 81V83ZM58 83V82H57ZM113 83V82H112ZM139 83V82H138ZM141 83V82H140ZM203 83V82H202ZM212 84H214L213 82H211ZM218 83L217 84H214L215 85V88H216V85L218 86ZM236 83V82H235ZM235 83H234V85H235ZM238 83V82H237ZM34 84V83H33ZM115 84V83H114ZM137 84V83H136ZM191 84H192V82H191ZM196 84V83H195ZM199 84H201V83H199ZM211 84V85H212ZM226 84V83H225ZM224 84V85H225ZM57 85H59V84H57ZM84 85V84H83ZM83 85H82V87H83ZM86 85V84H85ZM84 85V86H85ZM117 85V84H116ZM140 85V84H139ZM182 85V84H181ZM184 86H185V82H184V84H183ZM193 85V84H192ZM210 85V84H209ZM209 85L207 84V86L209 87ZM211 85H210V87H211ZM224 85H222V86H220V87H218V88H221V87H223ZM227 85H229V84H227ZM237 85H240L239 83L237 84ZM200 86V85H199ZM201 86H204V85H201ZM200 86V87H201ZM241 86V85H240ZM75 87V86H74ZM117 87V86H116ZM183 87V86H182ZM196 87V86H195ZM195 87H193V88H195ZM209 87V88H210ZM214 87V86H213ZM226 87V86H225ZM235 87V86H234ZM249 87H251V86H249ZM255 86H253V88H254ZM31 88V87H30ZM57 88V87H56ZM181 88V87H180ZM188 88V87H187ZM185 89V90H188V89ZM197 88V87H196ZM199 88V87H198ZM202 88V87H201ZM205 88V87H204ZM204 88H202V89H204ZM224 88V87H223ZM227 88V87H226ZM230 88V87H229ZM252 87H251V90L253 89ZM222 89V88H221ZM220 89V90H221ZM102 90V91H101ZM105 90V91H104ZM110 90V89H109ZM182 91L184 90V88H182L181 89ZM206 90H207V88H206ZM210 90V89H209ZM209 90H208V92H209ZM215 90V89H214ZM213 90V91H214ZM243 90V89H242ZM81 91H82V89H81ZM192 92V90H189V92ZM203 90H201V92H202ZM205 91V90H204ZM212 91V92H213ZM216 91V90H215ZM217 91H218V89H217ZM216 91V93L215 94H217L218 92L219 93H221L222 92V90H221V92L220 91H218L217 92ZM245 91V90H244ZM247 91H248V89H247ZM253 91V90H252ZM252 91H251V93H252ZM101 92H102V94H101ZM181 92V91H180ZM188 92V93H189ZM195 92V91H194ZM193 92V93H194ZM200 92V91H199ZM199 92H195V95L197 94V93H199ZM207 92V91H206ZM207 92V93H208ZM261 92V91H260ZM85 93H83V94H85ZM185 93V92H184ZM183 93V94H184ZM187 93V92H186ZM203 93V92H202ZM201 93V94H202ZM133 94V93H132ZM134 94V95H135ZM206 94V93H205ZM263 93H261V95H262ZM93 95V96H94ZM190 94H187V96H189ZM204 95V94H203ZM209 95H210V93H209ZM208 95V96H209ZM222 95V94H221ZM62 96V95H61ZM131 96V95H130ZM191 96V95H190ZM190 96H189V98H190ZM199 96V95H198ZM202 96V95H201ZM206 97L207 98V100H209L208 98L209 97H211V96H209V97ZM215 96H217L218 97V95H215ZM237 96H238V94H237ZM240 96V95H239ZM250 96H252V95H250ZM249 96V97H250ZM26 97H27V94H26ZM92 97V96H91ZM91 97H90V99H91ZM112 97V96H111ZM125 97H128V96H125ZM132 97H133V95H132ZM153 97V96H152ZM181 97H183L182 95H181ZM204 96H202V98H203ZM128 98H130V97H128ZM128 98H127V100H128ZM199 98V97H198ZM220 98V97H219ZM25 99V98H24ZM23 99V100H24ZM73 99V98H72ZM83 99H84V97H83ZM87 99V98H86ZM153 99V98H152ZM158 99H159V97H158ZM179 99V98H178ZM180 99H182V98H180ZM188 99V98H187ZM204 99V98H203ZM212 99V98H211ZM220 99H224V98H220ZM263 99V98H262ZM74 100V99H73ZM89 100V99H88ZM94 100H96V99H94ZM184 100H186V99H184ZM190 100H192L191 98H190ZM190 100H188V101H190ZM200 100V99H199ZM199 100H197V102L196 103H198V101ZM214 100V99H213ZM216 100V99H215ZM236 100V99H235ZM25 101V100H24ZM27 101V100H26ZM75 101V100H74ZM175 101V100H174ZM183 101V100H182ZM187 101V102H188ZM196 100H194L193 102H195ZM203 101V100H202ZM201 101V102H202ZM205 101V100H204ZM218 101V100H217ZM221 101V100H220ZM3 102L4 103H6V105L7 106H4L3 105ZM38 102V101H37ZM71 102L73 103V101L71 100ZM86 102V104H87V101H85ZM89 102H90V100H89ZM89 102H88V104H89ZM98 102V103H99ZM181 102V101H180ZM186 102V103H187ZM191 102V101H190ZM224 102H226V101H224ZM258 102V101H257ZM263 102V101H262ZM22 103V102H21ZM45 103V102H44ZM80 103V102H79ZM94 103V102H93ZM126 103V102H125ZM175 103V102H174ZM192 103V102H191ZM227 103V102H226ZM232 103H234V102H232ZM8 104H10L11 106L10 107H8ZM69 104H71V103H69ZM85 104V103H84ZM84 104H83V106H84ZM88 104H87V107H88ZM182 104V103H181ZM235 104V103H234ZM234 104H231L232 105V107L234 106L235 107V105ZM55 105V104H54ZM58 105V104H57ZM57 105H55V106H57ZM92 105V104H91ZM105 105H107V104H105ZM121 105V104H120ZM176 103L174 104V107L176 108ZM186 105V104H185ZM194 105H195V103H194ZM200 105V104H199ZM206 105V104H205ZM204 105V106H205ZM219 105V104H218ZM223 105H224V103H223ZM230 104L229 103H227V105L225 106V109H226V111L227 110H231L230 109V106H229ZM252 105V104H251ZM250 105V106H251ZM255 105V107H256V104H254ZM124 106V105H123ZM126 106V105H125ZM156 106V105H155ZM188 106V105H187ZM197 106H198V104H197ZM196 106V107H197ZM207 106V105H206ZM237 106H239V105H237ZM241 106V105H240ZM59 107V106H58ZM70 107V106H69ZM78 107H81V106H78ZM86 107V110H90V109H88ZM92 107V106H91ZM93 107L95 108V106L93 105ZM98 107V106H97ZM195 107V106H194ZM194 107L193 108H191V109H194ZM202 108H204L203 106H201ZM231 107V108H232ZM242 107H244V105L242 106ZM252 107V106H251ZM82 108V107H81ZM140 108V110L142 109H144V111H142V113L141 114H143V116L141 115V114H139V112H138V109ZM208 108V106L206 107V109ZM239 108H241V107H238V109ZM85 109V108H84ZM92 109V108H91ZM126 109L124 110L123 109V111H126ZM180 108H178V110H179ZM184 109H185V107H184ZM191 109H189V110H191ZM216 109H218V108H215V110ZM244 109V108H243ZM246 109V108H245ZM58 110H60V109H58ZM67 111H69V109H66ZM94 110V109H93ZM139 110V111H140ZM172 110V109H171ZM186 110H188V108H186ZM236 110H237V108H236ZM235 110V111H236ZM247 110V109H246ZM32 111V110H31ZM66 111V112H67ZM91 111V110H90ZM104 111V110H103ZM167 111H169V112H167ZM184 111V110H183ZM194 111H196V110H194ZM193 111V112H194ZM200 111V110H199ZM199 111H198V113H199ZM202 111V110H201ZM217 111V110H216ZM221 111V110H220ZM233 111V110H232ZM232 111H230V112H232ZM253 111V113L255 112L254 110H252ZM251 111V112H252ZM82 112V111H81ZM122 112V111H121ZM171 112H173L174 113V110L173 111H171ZM185 112V111H184ZM189 112H191V111H189ZM193 112H191L192 114H193ZM218 112H219V109H218ZM222 112V111H221ZM248 112V111H247ZM68 113V112H67ZM177 113H178V111H177ZM201 113H204L203 111L201 112ZM200 113V114H201ZM213 113H214V111H213ZM233 113V112H232ZM235 113V112H234ZM256 113V112H255ZM259 113L260 112H258V116H260L259 115ZM69 114V113H68ZM82 114V113H81ZM88 114V113H87ZM163 114V117H164V119L162 118L161 119V117H160V115H162ZM197 114V113H196ZM196 114H194V115H196ZM35 115V114H34ZM73 115V114H72ZM72 115H71V117H72ZM92 115H93V113H92ZM172 115V116H171ZM193 115V119H194V116ZM203 115V114H202ZM205 115V114H204ZM203 115V116H204ZM231 115V114H230ZM254 115H256V114H254ZM85 116H86V114H85ZM110 116V115H109ZM120 116H122V115H120ZM128 116H126V117H128ZM180 116V115H179ZM185 116H186V114H185ZM188 116V115H187ZM190 116V115H189ZM199 116V115H198ZM206 116V115H205ZM232 116V115H231ZM236 116V115H235ZM243 116V115H242ZM249 116V115H248ZM257 116V117H258ZM263 116V115H262ZM88 117H89V115H88ZM88 117H87V120H88ZM93 117V116H92ZM174 117H175V119H176V116L174 115ZM200 117V116H199ZM219 117V119H220V121H223V122H227V123H225V125L226 124H228L229 123V121H230V119L228 118V115L226 114V112H225V114H224V111H223V114L222 113H218L217 114V118ZM253 117V116H252ZM257 117H256V119H257ZM264 117V116H263ZM24 118V119H23ZM33 118V117H32ZM53 118V117H52ZM66 118V117H65ZM80 118V117H79ZM98 118H101V117H99L98 116ZM124 118V117H123ZM178 118V117H177ZM196 118V117H195ZM198 118V117H197ZM228 118V119H227ZM234 118V115H233V117H232V119ZM242 118V117H241ZM247 118V121H248V117H246ZM23 119V120H22ZM27 119V118H26ZM30 119V118H29ZM51 119V118H50ZM54 119V118H53ZM92 119V118H91ZM90 119V120H91ZM102 119V118H101ZM125 119H127V118H125ZM129 119V118H128ZM192 119V120H193ZM216 119V118H215ZM239 119H240V116H239ZM243 119V118H242ZM250 120H252L251 118H249ZM255 119V118H254ZM254 119H253V123H256L257 121H256V119H255V121H254ZM261 120V118H259L258 117V120ZM68 120V119H67ZM71 120V119H70ZM74 120V119H73ZM85 120V119H84ZM94 120H96V121H99V120H97V119H94ZM105 120V119H104ZM245 120V119H244ZM30 121V120H29ZM32 121V120H31ZM35 121V120H34ZM57 121V120H56ZM77 121V120H76ZM75 121V122H76ZM93 121V120H92ZM122 121H123V119H122ZM126 121V120H125ZM128 121H130V120H128ZM168 121V120H167ZM171 120H169V122H170ZM176 121V120H175ZM183 121V120H182ZM194 121V120H193ZM204 121V120H203ZM217 122H218V120H216ZM240 121H243V120H240ZM239 121V122H240ZM247 121H246V123H247ZM63 122H64V120H63ZM73 122V121H72ZM79 122V121H78ZM86 122V121H85ZM88 122V121H87ZM91 122V121H90ZM90 122H89V125H90ZM104 122V121H103ZM120 122V121H119ZM132 122V121H131ZM166 122V121H165ZM173 122V121H172ZM180 122V121H179ZM199 122V121H198ZM212 122V121H211ZM222 122V125L224 124ZM235 122H238V121H235ZM259 122V121H258ZM67 123V122H66ZM81 123V122H80ZM96 123V122H95ZM94 123V124H95ZM213 123V122H212ZM250 123V122H249ZM24 124H26V122H24ZM32 124H33V122H32ZM44 124V123H43ZM54 124V123H53ZM68 124H69V121H68ZM88 124V123H87ZM92 124V123H91ZM99 124H101V123H99ZM99 124H97V125H99ZM111 124V123H110ZM125 124V123H124ZM167 124V123H166ZM178 124V123H177ZM186 124V123H185ZM188 124V123H187ZM187 124H186V126H187ZM203 124V123H202ZM233 124H235V123H233ZM232 124V126H233V130H236V131H231V132H237L238 130L237 129H234V128H236V127H234V125ZM245 124V123H244ZM34 125V124H33ZM37 125V124H36ZM81 125V124H80ZM104 125V124H103ZM126 125V124H125ZM179 125V124H178ZM177 125V126H178ZM191 125H193V123L191 124ZM199 125V124H198ZM229 125H230V123H229ZM228 125V126H229ZM236 125V124H235ZM241 125H242V123H241ZM241 125H238V126H241ZM247 125V124H246ZM250 125V124H249ZM251 125H252V123H251ZM3 126V125H2ZM1 126V127H2ZM61 126H63V125H61ZM92 126V125H91ZM160 126H161V124H160ZM181 126V125H180ZM184 126V128H186L185 127V125H183ZM183 126H181L182 128H183ZM248 126V125H247ZM4 127H5V125H4ZM10 127V126H9ZM83 127V126H82ZM89 127V126H88ZM180 127V128H181ZM193 127H195L194 125H193ZM220 127V126H219ZM222 127V126H221ZM226 127V126H225ZM245 127V126H244ZM249 127H251V126H249ZM253 127V126H252ZM40 127H38L37 129H39ZM65 128V127H64ZM80 128V127H79ZM93 128V127H92ZM107 128V127H106ZM152 128V127H151ZM174 128V127H173ZM192 128V127H191ZM191 128H189V129H191ZM197 128H198V126H197ZM196 128V129H197ZM211 128V127H210ZM209 128V129H210ZM230 127H228L227 129H229ZM239 128V127H238ZM246 128V127H245ZM254 129L256 128V127H253ZM8 129V128H7ZM90 129V128H89ZM137 129H136V131H137ZM179 129V128H178ZM178 129H177V137H178V135L180 134V132L178 133ZM193 129V128H192ZM199 129H201V128H199ZM226 129V128H225ZM257 130H264V124H262L261 123V121H260V125H258V127L256 128ZM24 130V131H23ZM41 130V129H40ZM63 130V129H62ZM68 130V129H67ZM70 130V129H69ZM84 130V129H83ZM134 130V129H133ZM159 130V129H158ZM165 130V129H164ZM176 130V129H175ZM181 130H183V129H181ZM188 130V129H187ZM198 130V129H197ZM196 130V131H197ZM219 130V129H218ZM240 130H242V127H241V129ZM243 130H245L244 128H243ZM242 130V131H243ZM252 130V129H251ZM1 131V130H0ZM2 131H5V130H2ZM59 131H60V129H59ZM65 131V130H64ZM63 131V133H66V132H64ZM71 131H73V130H71ZM77 131H79V130H77ZM80 131H82V130H80ZM96 131V130H95ZM144 131V130H143ZM149 131V130H148ZM155 131V130H154ZM153 131V132H154ZM196 131H195V136H196ZM202 131V130H201ZM200 131V133L202 134V133H204V132H201ZM210 131V130H209ZM221 131V130H220ZM241 131V132H242ZM248 131L251 133V131H250V129H248ZM247 131V133H249ZM255 131V130H254ZM44 132V131H43ZM47 132V131H46ZM84 132V131H83ZM135 132V131H134ZM139 132V131H138ZM150 132V131H149ZM152 132V133H153ZM191 132V130L189 131V133ZM239 132V131H238ZM246 132V131H245ZM245 132H243V133H245ZM3 133V132H2ZM6 133H8L7 131H6ZM10 133V132H9ZM21 133V132H20ZM22 133L21 134H19V135H17V134H14V135H12V137L13 138H11L10 140H8L7 142L6 141H4V142H1L2 140H0V148H1V150L2 149H4V151L7 153V154H4L5 155V157H7V159H9V160H7L6 162L7 163H4L5 164V167L3 168V171H2V177H0V178H2L3 180V182L2 183H4L2 186H1V188H2V190H3V193H7L6 195H8V198H5V199H8V200H15L16 199V194L14 193V181L15 180H18V179H21V181H22V178L24 177L25 179H26V181H28L29 183H28V185L29 184H32L33 183V181L35 180V181H37L36 183H38L39 182V180L36 178L37 176H36V174L37 173H39L38 175L41 177L40 179H41V181H43L44 183L46 182V184L47 183H49L50 185H52L51 187H54V188H58L57 186H55L56 184H55V181L57 180H53V178H52V176L50 175V171L51 172H53L52 170L54 169V170H56L55 168V163H54V160L53 161H51V162H47L46 161V159H45V162H43V160H41V159H43L44 157H43V155L41 154V152H43L44 151V149H43V146L41 147L40 146V144H39V141L38 140H34L35 141V143H36V146L34 147V145L35 144H32V142H28V140H26V138L25 139H22L21 137H22ZM26 133L24 134V135H26ZM50 133V132H49ZM48 133V134H49ZM63 133H61L62 135H63ZM73 133H74V131H73ZM77 133H80V132H76V134ZM88 133H89V131H88ZM95 133V132H94ZM173 133V132H172ZM188 133V134H189ZM193 133H194V131H193ZM229 133V132H228ZM242 133V134H243ZM246 133V134H247ZM253 134H255V132H252ZM258 133V132H257ZM256 133V134H257ZM40 134H42V133H40L39 132V135ZM44 134H45V132H44ZM59 134V133H58ZM87 134V133H86ZM104 134V133H103ZM141 134V133H140ZM171 134V133H170ZM175 134H176V131H175ZM200 134V135H201ZM216 134V133H215ZM234 134V133H233ZM237 134V133H236ZM253 134H251V135H253ZM260 134V133H259ZM6 135V134H5ZM4 135V136H5ZM23 135V136H24ZM73 135V134H72ZM89 135V134H88ZM136 135V134H135ZM141 135H144V133L143 134H141ZM140 135V136H141ZM146 135V134H145ZM152 135V134H151ZM150 135V136H151ZM155 135V134H154ZM184 135V134H183ZM185 135H187V133L185 134ZM199 135V134H198ZM197 135V136H198ZM204 135H206V134H204ZM203 134H202V136H204ZM219 135V134H218ZM239 135V134H238ZM258 135V134H257ZM37 136V135H36ZM41 136V135H40ZM40 136H38V137H40ZM47 136H49V135H47ZM56 136V135H55ZM63 136H65V135H63ZM62 136V137H63ZM109 136V135H108ZM121 136H123V135H121ZM131 136V135H130ZM140 136L138 135V136H136L137 138H140ZM158 136H160V135H158ZM173 136L175 137V135L173 134ZM190 136H192V135H190ZM189 136V137H190ZM196 136V137H197ZM235 136V135H234ZM234 136H232L231 135V140L234 138ZM242 136V135H241ZM241 136H237V137H241ZM249 136V135H248ZM255 136V135H254ZM254 136H252V137H254ZM26 137V136H25ZM44 137H46V136H44ZM85 137V136H84ZM92 137V136H91ZM136 137H134V138H136ZM161 137V136H160ZM179 137H181V136H179ZM196 137H195V139H196ZM201 137V136H200ZM216 137H218V136H216ZM233 137V138H232ZM236 137V138H237ZM244 137V136H243ZM7 138V137H6ZM5 138V139H6ZM10 138V137H9ZM37 138V137H36ZM43 138V137H42ZM58 138V137H57ZM56 138V139H57ZM64 138H66V137H64ZM71 138H72V136H71ZM70 138V139H71ZM133 138V139H134ZM136 138V139H137ZM143 138H145L144 136H143ZM142 138V140H144ZM147 138V137H146ZM145 138V139H146ZM194 138V137H193ZM192 138V139H193ZM213 138V137H212ZM247 138V137H246ZM251 138V137H250ZM264 138V137H263ZM29 139V140H30ZM59 139V138H58ZM57 139V140H58ZM62 139V138H61ZM128 139V138H127ZM141 139V138H140ZM172 139V138H171ZM175 139V138H174ZM179 139V138H178ZM187 138H185V140H186ZM190 139H191V137H190ZM189 139V140H190ZM191 139V140H192ZM208 139V138H207ZM219 138H217L216 139V141L218 140ZM238 139V142H239V140L241 139H239V138H237ZM47 140V139H46ZM49 140H50V138H49ZM54 140H55V138H54ZM71 140H73V138L71 139ZM85 140V139H84ZM149 140V139H148ZM154 140H155V138H154ZM158 140V139H157ZM160 140V139H159ZM162 140V139H161ZM175 140H177V139H175ZM181 140V139H180ZM179 140V141H180ZM184 140V139H183ZM188 140V141H189ZM194 140V139H193ZM197 140H199L198 139V137H197ZM196 140V141H197ZM203 139H201L200 138V141H202ZM252 140V139H251ZM36 141H38V142H36ZM44 141H45V139H44ZM61 141H63V139L61 140ZM74 141V140H73ZM103 141V140H102ZM125 141V140H124ZM128 141V140H127ZM139 141V140H138ZM138 141H137V143H138ZM169 141V140H168ZM178 141V140H177ZM187 140H186V142H188ZM195 141V142H196ZM206 141V140H205ZM204 140H203V142H205ZM210 141V140H209ZM214 141H215V139H214ZM233 141H236V140H233ZM247 141V140H246ZM21 143V146H22V150H17L16 149V144L17 143ZM59 142V141H58ZM64 142V141H63ZM82 142V141H81ZM143 142V141H142ZM145 142H148V141H145ZM150 142V141H149ZM152 142H153V140H152ZM163 142V141H162ZM173 142V141H172ZM175 142V141H174ZM182 142H184V141H182ZM195 142H194V145H196L195 144ZM223 142V141H222ZM221 142V143H222ZM251 142V141H250ZM253 142H255V141H253ZM253 142H252V144H253ZM34 143V142H33ZM47 143V142H46ZM51 143V142H50ZM69 143H71V142H69L68 141V144ZM80 143V142H79ZM95 143V142H94ZM102 143V142H101ZM109 143H110V141H109ZM112 143V142H111ZM130 143H132V141H130ZM140 143V142H139ZM185 143V142H184ZM202 143V142H201ZM215 143V142H214ZM218 144L220 143V142H217ZM262 143V142H261ZM60 144V143H59ZM73 144V143H72ZM107 144V143H106ZM123 144V143H122ZM150 144V146L152 145L153 146V144H151V143H149ZM148 144V145H149ZM168 144H170V145H172V143H168ZM209 144V143H208ZM212 144V143H211ZM256 144V143H255ZM263 144H264V142H263ZM69 145H71V144H69ZM77 145V144H76ZM83 145V144H82ZM100 145V144H99ZM118 145V144H117ZM145 145V144H144ZM143 144L142 145H140V146H144ZM174 145V144H173ZM185 145V144H184ZM184 145H182V146H184ZM189 145H190V143H189ZM198 145H200V144H197V146ZM220 145V144H219ZM234 144H232L231 145V147L233 146ZM248 145V144H247ZM246 145V146H247ZM257 145V144H256ZM19 146H20V144H19ZM20 146V147H21ZM57 146V145H56ZM72 146V145H71ZM88 146V145H87ZM106 146V145H105ZM107 146H108V144H107ZM139 146V147H140ZM147 146V145H146ZM155 146V145H154ZM154 146H153V148H154ZM156 146H157V144H156ZM186 146V145H185ZM187 146H188V144H187ZM193 146V144H191V147ZM201 146H203L202 144H201ZM200 146V147H201ZM259 146V145H258ZM257 146V147H258ZM43 149L42 151L39 149ZM66 147V146H65ZM75 147V146H74ZM82 147V146H81ZM103 147V146H102ZM119 147V146H118ZM158 147V146H157ZM166 147H168V145L166 146ZM175 147V146H174ZM173 147V148H174ZM219 147V146H218ZM223 147V146H222ZM254 147V146H253ZM261 147V146H260ZM259 147V148H260ZM83 148V147H82ZM151 149H152V147H150ZM159 148V147H158ZM158 148H156V150H158ZM184 148V147H183ZM186 148V147H185ZM188 148H190V146H188ZM195 148L196 147H194V150H195ZM203 148V147H202ZM201 148V149H202ZM213 148H214V146H213ZM217 148V147H216ZM215 148V149H216ZM226 148V147H225ZM230 148V147H229ZM244 148V147H243ZM256 148V147H255ZM19 149V148H18ZM46 149V148H45ZM67 149V148H66ZM72 149V148H71ZM79 149H80V146H79ZM85 149V148H84ZM122 149H124V148H122ZM155 149V148H154ZM160 149L161 148H159V151H160ZM162 149H164V148H162ZM177 148H175L174 150H176ZM191 149V148H190ZM199 149V148H198ZM205 149V148H204ZM203 149V150H204ZM208 149H209V147H208ZM245 150H246V147L244 148ZM261 149V148H260ZM15 150H17V151H22V153L21 154H23L24 155V159L22 160V162L21 163H19V165H13L12 163V161H14L15 159H14V155H15ZM39 150L41 151L40 153H39ZM47 150V149H46ZM53 150V149H52ZM73 150V149H72ZM76 150H77V148H76ZM85 150H87V149H85ZM140 150V149H139ZM147 150V149H146ZM153 150V149H152ZM152 150H150V152L152 151ZM186 150V149H185ZM206 150H207V147H206ZM210 150H212V149H210ZM209 150V151H210ZM218 150V149H217ZM48 151V150H47ZM66 151V150H65ZM80 151H82V150H80ZM88 151V150H87ZM86 151V152H87ZM118 151V150H117ZM144 151V150H143ZM149 151V150H148ZM178 151V150H177ZM182 151V150H181ZM184 151V150H183ZM189 151V150H188ZM199 151H201V150H199ZM205 151V150H204ZM235 151V150H234ZM238 151V150H237ZM250 151V150H249ZM252 151V150H251ZM259 151V150H258ZM261 151V150H260ZM55 152V151H54ZM60 152V151H59ZM69 152H71V151H69ZM72 152H74V151H72ZM71 152V155H69V156H66V157H68L69 158V160H68V163H67V165L68 166H70V165H72V168H73V163L75 164L76 163V161H77V159H79L78 157V155H77V153L75 154H73ZM78 152V151H77ZM83 152V151H82ZM89 152H91V151H89ZM170 152V151H169ZM187 152V151H186ZM190 152V151H189ZM207 152V151H206ZM221 152V151H220ZM228 153H230L229 151H227ZM227 152H226V155H227ZM246 152V151H245ZM248 152V151H247ZM256 152V151H255ZM255 152H253V153H255ZM3 153V152H2ZM1 153V154H2ZM46 152H44V154H45ZM66 153V152H65ZM88 153V152H87ZM87 153H86V155H87ZM102 153V152H101ZM143 153V152H142ZM173 153V152H172ZM191 153V152H190ZM193 153V152H192ZM191 153V154H192ZM195 153H197V150H196V152ZM249 153V152H248ZM38 154H41V156H42V158H38V157H40V155H38ZM61 154V153H60ZM84 154V153H83ZM123 154V153H122ZM125 154V153H124ZM124 154H123V156H124ZM127 154V153H126ZM129 154V153H128ZM132 154V153H131ZM137 154V153H136ZM151 155L149 156V160H151L150 162H152L153 164H154V166H155V162H157V160L159 159V155H157V151H156V153L155 152H153V153H150ZM170 154V153H169ZM251 154V153H250ZM257 154V153H256ZM259 154V153H258ZM262 155H263V153H261ZM17 155V154H16ZM15 155V156H16ZM19 155V154H18ZM25 155H26V157H25ZM45 155H47V154H45ZM89 155V154H88ZM96 155V154H95ZM115 155V154H114ZM119 155H120V153H119ZM168 155V154H167ZM175 154H173V156H174ZM177 155V154H176ZM183 155V154H182ZM203 155V154H202ZM244 155V154H243ZM143 156V155H142ZM144 156H146V155H144ZM186 156V155H185ZM187 156H188V154H187ZM193 156V155H192ZM195 156H197V155H195ZM206 156H207V154H206ZM214 156V155H213ZM228 156H230L229 154H228ZM233 156V155H232ZM239 156V155H238ZM247 156V155H246ZM19 157V156H18ZM52 157V156H51ZM60 157V156H59ZM63 157V156H62ZM65 157V156H64ZM65 157V158H66ZM81 157V156H80ZM92 156H90L89 158H91ZM107 157H108V155H107ZM116 157V156H115ZM133 157V159H134V156H132ZM146 157H148V156H146ZM178 157V156H177ZM190 157V156H189ZM198 157V156H197ZM205 157V156H204ZM240 157V156H239ZM245 157V156H244ZM253 157H254V154H253ZM264 157V156H263ZM100 158V157H99ZM119 158H121V157H119ZM174 158V157H173ZM181 158H183V157H181ZM214 158V157H213ZM217 157H215V159H216ZM250 158V157H249ZM258 158V157H257ZM262 158V157H261ZM5 159V158H4ZM18 159V158H17ZM106 158H104V160H105ZM162 159V158H161ZM185 159H187V158H185ZM184 159V162L186 163V160ZM190 159V158H189ZM198 159V158H197ZM201 159V158H200ZM236 159V158H235ZM238 159V158H237ZM254 159V158H253ZM1 160V159H0ZM40 160V161H39ZM56 160V159H55ZM67 160V159H66ZM65 159L63 160L64 161V163H65V161H66ZM82 160V159H81ZM84 160H86V159H84ZM128 160V159H127ZM148 160V159H147ZM172 160H174V159H172ZM175 160H176V158H175ZM174 160V161H175ZM182 160V159H181ZM193 160V159H192ZM203 160H204V158H203ZM209 160V159H208ZM207 160V161H208ZM211 160V159H210ZM255 160V159H254ZM260 160V159H259ZM2 161V160H1ZM57 161V160H56ZM55 161V162H56ZM58 161H60V160H58ZM102 161V160H101ZM107 161V160H106ZM134 161V160H133ZM136 161V160H135ZM173 161V162H174ZM189 161H191V159L189 160ZM188 161V162H189ZM218 161V160H217ZM223 161V160H222ZM238 161V160H237ZM247 161V160H246ZM250 161V160H249ZM252 161V160H251ZM258 161V160H257ZM78 162V161H77ZM108 162V161H107ZM106 162V163H107ZM113 162H114V160H113ZM126 162V161H125ZM130 162H131V160H130ZM147 162V161H146ZM166 162V161H165ZM172 162V161H171ZM181 162V161H180ZM193 162V161H192ZM191 162V163H192ZM194 162H196V161H194ZM194 162H193V165H195L194 164ZM234 162V161H233ZM129 163V162H128ZM144 163V162H143ZM190 163V162H189ZM203 162H201V164H202ZM207 163V162H206ZM212 163V162H211ZM229 163V162H228ZM244 163V162H243ZM253 163V162H252ZM16 164H17V162H16ZM20 164L22 165V167L20 166ZM33 164L34 165H36V167H37V170L35 171V173L33 172L32 174L33 175H29V176H24V174H26V172H27V168H28V170L29 169H31L32 167H33ZM58 164V162L56 163V165ZM60 164V163H59ZM78 164V163H77ZM80 164V163H79ZM105 164V163H104ZM134 164V163H133ZM147 164H148V162H147ZM151 164V163H150ZM177 164V163H176ZM179 164V163H178ZM178 164H177V166H178ZM182 164H184L183 163V161H182ZM188 163H186V165H187ZM213 164V163H212ZM216 164V163H215ZM245 164V163H244ZM257 164V163H256ZM76 165V164H75ZM83 165V164H82ZM108 165V164H107ZM112 165V164H111ZM157 165H158V163H157ZM185 165V164H184ZM198 165V164H197ZM197 165H195V166H197ZM206 165V164H205ZM228 165H230V164H228ZM58 166V165H57ZM63 166V165H62ZM78 166V165H77ZM139 166V165H138ZM153 166V165H152ZM152 166H148V167H151V168H149V170L150 169H152ZM161 166V165H160ZM174 166H175V164H174ZM187 166H189V164L187 165ZM192 166V165H191ZM200 166V165H199ZM202 166V165H201ZM204 166V165H203ZM208 166V165H207ZM218 166V165H217ZM255 166H257V165H255ZM260 166V165H259ZM2 167V166H1ZM26 167V168H25ZM71 167V166H70ZM89 167V166H88ZM108 167V166H107ZM107 167H106V169H107ZM112 167V166H111ZM117 167V166H116ZM147 167V168H148ZM173 167V166H172ZM193 167V166H192ZM192 167H191V169H192ZM248 167H250V164L248 165L247 163L244 165V169H245V173L247 172V170H248ZM263 167V166H262ZM34 168V167H33ZM58 168H59V166H58ZM65 168V167H64ZM68 168V167H67ZM67 168H65V170L67 169ZM76 168V167H75ZM78 168V167H77ZM86 168V167H85ZM132 168V167H131ZM144 168V167H143ZM157 168H158V166H157ZM156 168V170H158ZM160 168V167H159ZM166 168V167H165ZM169 168V167H168ZM175 168H177V167H175ZM199 168V167H198ZM201 168V167H200ZM216 168H218V167H216ZM222 168H224V167H222ZM63 169V168H62ZM71 169V168H70ZM87 169V168H86ZM100 169V168H99ZM104 169V168H103ZM161 169H162V167H161ZM160 169V170H161ZM167 169V168H166ZM172 169V168H171ZM179 169V168H178ZM190 168H188V170H189ZM195 169H196V167H195ZM226 169V168H225ZM233 169V168H232ZM241 169V168H240ZM60 170V169H59ZM59 170L56 172V173H58L59 172ZM73 170V169H72ZM71 170V171H72ZM82 170V169H81ZM110 170V169H109ZM113 170V169H112ZM115 170V169H114ZM118 170V169H117ZM155 170V169H154ZM168 171H169V169H167ZM177 170V169H176ZM183 170V169H182ZM185 170V169H184ZM184 170H183V172H184ZM186 171V172H190V171ZM199 170H201V169H199ZM199 170H197V171H199ZM218 170V169H217ZM222 170V169H221ZM250 170V169H249ZM256 170V169H255ZM30 171V170H29ZM105 171V170H104ZM145 171V170H144ZM193 171V170H192ZM196 171V170H195ZM197 171H196V173H197ZM211 171V170H210ZM31 172V171H30ZM37 172V173H36ZM61 172V171H60ZM75 172V171H74ZM109 172V171H108ZM141 172V171H140ZM150 172H151V170H150ZM155 172V171H154ZM158 172V171H157ZM166 172V171H165ZM182 171L180 170V173H181ZM186 172H184V173H181L182 175L183 174H185ZM227 172V171H226ZM226 172H225V174H226ZM232 172V171H231ZM230 172V173H231ZM250 172V171H249ZM55 173V172H54ZM99 173H100V171H99ZM107 173V172H106ZM110 173H111V171H110ZM114 173H115V171H114ZM123 173V172H122ZM128 173V172H127ZM131 173V172H130ZM136 173V172H135ZM156 173V172H155ZM163 173V172H162ZM178 173H179V171H178ZM202 173V172H201ZM209 173V172H208ZM212 173V172H211ZM217 173V172H216ZM224 173V172H223ZM235 173V172H234ZM238 173V172H237ZM102 174H103V172H102ZM116 174V176H118V174L117 173H115ZM119 174H120V172H119ZM141 174V173H140ZM149 174H151V173H149ZM171 174V173H170ZM186 174H189V173H186ZM200 174V173H199ZM204 174V173H203ZM210 174V173H209ZM21 175L23 176V177H21ZM58 175V174H57ZM109 175V174H108ZM138 175V174H137ZM193 175V174H192ZM196 175V174H195ZM205 175V174H204ZM234 175V174H233ZM240 175V174H239ZM246 175V174H245ZM260 175V174H259ZM1 176V175H0ZM59 178L60 177H62L61 175H60V173H59ZM75 176V175H74ZM106 177H107V175H105ZM104 176V177H105ZM111 176V175H110ZM114 176V175H113ZM145 176V175H144ZM159 176V175H158ZM185 176H187V175H185ZM218 176V175H217ZM231 176H232V174H231ZM253 176V175H252ZM67 177V176H66ZM83 177H85V176H83ZM82 177V178H83ZM119 177V176H118ZM117 177V178H118ZM157 177V176H156ZM200 177V176H199ZM204 177V176H203ZM245 177V176H244ZM56 178H57V176H56ZM63 178H65V176L63 177ZM75 178V177H74ZM112 178V177H111ZM114 178H116V177H114ZM145 178V177H144ZM155 178V177H154ZM159 178V177H158ZM173 178V177H172ZM179 178H180V176H179ZM197 178V177H196ZM202 177H200V179H201ZM207 178V177H206ZM217 178V177H216ZM221 178V177H220ZM237 178V177H236ZM253 178V177H252ZM66 179V178H65ZM64 179V180H65ZM110 179V178H109ZM131 179V178H130ZM162 179V178H161ZM192 179H194L193 177H192ZM199 179V178H198ZM203 179H205V177L203 178ZM226 179V178H225ZM248 179V178H247ZM59 180V179H58ZM68 180V179H67ZM70 181H71V178L69 179ZM112 180V179H111ZM149 180V179H148ZM159 180V179H158ZM206 180H209V179H206ZM213 180V179H212ZM217 180H218V178H217ZM221 180V179H220ZM40 181V182H41ZM99 181V180H98ZM105 181V180H104ZM110 181V180H109ZM112 181H114V180H112ZM112 181H111V184H113L112 183ZM119 181V180H118ZM145 181H147V180H145ZM151 181V180H150ZM154 181V180H153ZM185 181H186V179H185ZM196 181V180H195ZM199 181V180H198ZM202 181V180H201ZM214 181V180H213ZM222 181V180H221ZM221 181H219V182H221ZM227 181V180H226ZM230 181V180H229ZM243 181L246 183L247 182V180L244 178L243 179ZM58 182V181H57ZM67 182V181H66ZM189 182H191V181H189ZM203 182V181H202ZM208 182V181H207ZM212 182V181H211ZM215 182V181H214ZM258 182V181H257ZM256 182V183H257ZM22 183H23V181H22ZM42 183V182H41ZM67 183H69V182H67ZM104 183V182H103ZM145 183V182H144ZM143 183V184H144ZM154 183V182H153ZM158 183H160V182H158ZM209 183V182H208ZM221 183H223V182H221ZM255 183V184H256ZM0 184H1V181H0ZM70 184V183H69ZM141 184H142V182H141ZM160 184H162V183H160ZM187 184H189V183H187ZM192 184V183H191ZM216 184H217V182H216ZM219 184V183H218ZM232 184V183H231ZM36 185V184H35ZM34 185V186H35ZM39 186V188L38 189H36L37 190V192H38V194L40 195V197H42V199H45V193L46 192H44V190H43V185H41V184H38ZM57 185H59V184H57ZM68 185V184H67ZM76 185V183L73 185V183L72 184H70L69 185V187L67 186V188L68 189H64V188H62V190H66L65 191V195H68V196H71L70 194L71 193H73L74 192V190H76L75 189V186ZM115 185V184H114ZM145 185V184H144ZM148 185V184H147ZM184 185V184H183ZM195 185H196V183H195ZM198 185V184H197ZM226 185V184H225ZM227 185H228V183H227ZM230 185V184H229ZM254 185V184H253ZM260 185H261V183H260ZM26 186V185H25ZM136 186V185H135ZM148 186H150V185H148ZM161 186H163V185H161ZM187 186H189V185H187ZM200 186H202V185H199V187ZM209 186H210V184H209ZM220 186V185H219ZM222 186V185H221ZM231 186V185H230ZM234 186V185H233ZM28 187V186H27ZM36 187V186H35ZM64 187V186H63ZM65 187H66V183H65ZM111 187H112V185H111ZM110 187V189H112ZM151 187V186H150ZM191 187H192V185H191ZM191 187L189 186V188L188 187H186L185 186V192H187L188 193V191H190V194H192L191 193V191H193V189L191 190ZM222 187H224V185L222 186ZM229 187V186H228ZM232 187V186H231ZM249 187H251L250 185H249ZM252 187H254V186H252ZM256 188L258 187V186H255ZM18 188V187H17ZM41 188V189H40ZM86 188V187H85ZM143 188H145V186L143 187ZM153 188V187H152ZM186 188H187V190L188 191H186ZM193 188V187H192ZM197 188V187H196ZM211 189H212V185H211V187H210ZM215 188V187H214ZM218 188H220V187H218ZM260 188V187H259ZM26 189V188H25ZM47 190H48V188H46ZM50 189V188H49ZM59 189V188H58ZM57 189V190H58ZM108 189V188H107ZM117 189V188H116ZM148 189V188H147ZM146 189V190H147ZM201 189V188H200ZM221 189V188H220ZM255 189V188H254ZM61 190V189H60ZM59 190V191H60ZM109 190V189H108ZM114 190V189H113ZM118 190V189H117ZM137 190V189H136ZM145 190V191H146ZM149 190V189H148ZM151 190V189H150ZM199 190V189H198ZM216 190H218V189H216ZM236 189H234V191H235ZM238 190V189H237ZM240 190V189H239ZM245 190V189H244ZM252 190V189H251ZM52 191V190H51ZM142 191V190H141ZM159 191V190H158ZM225 191V190H224ZM1 192V191H0ZM36 192V193H37ZM50 192V191H49ZM148 192V191H147ZM163 192V191H162ZM184 192V193H185ZM248 192V191H247ZM62 193V192H61ZM78 192H74V196L77 194ZM108 193V192H107ZM117 193V192H116ZM151 193V192H150ZM187 193H185V194H187ZM200 193V192H199ZM223 193V192H222ZM235 193H237V191L235 192ZM23 194V193H22ZM31 194V193H30ZM38 194H37V197H38ZM79 194V193H78ZM78 194H77V196H78ZM144 194V193H143ZM189 194V193H188ZM204 194V193H203ZM238 194H239V192H238ZM248 194H250V193H248ZM256 194V193H255ZM259 194V193H258ZM18 195H19V193H18ZM48 195V194H47ZM50 195V194H49ZM62 195H63V193H62ZM147 195V194H146ZM151 195V194H150ZM173 195V194H172ZM217 195V194H216ZM219 195V194H218ZM237 195V194H236ZM241 195V194H240ZM243 195H244V193H243ZM251 195V194H250ZM250 195H248V196H250ZM4 196V195H3ZM30 196V195H29ZM55 196V195H54ZM77 196H75V197H77ZM128 196V195H127ZM195 196V195H194ZM227 196H229V195H227ZM230 196H232V193H231V195ZM253 197H254V195H252ZM251 196V197H252ZM22 197V196H21ZM40 197H38V200H39V198ZM62 197V196H61ZM60 197V198H61ZM146 197H149V196H146ZM163 197V196H162ZM187 197H188V195H187ZM189 197H191V198H196V196L195 197H193V196H190L189 195ZM188 197V198H189ZM206 197V196H205ZM204 197V198H205ZM208 197V196H207ZM218 197V196H217ZM221 198H222V195L220 196ZM225 197V196H224ZM232 197H234L235 198V196H232ZM242 197V196H241ZM240 197V198H241ZM256 197V196H255ZM2 198V197H1ZM18 198V197H17ZM47 198V197H46ZM59 198V199H60ZM72 196L69 198V199H71L72 200ZM182 198V197H181ZM191 198H189V200L188 201H193V199H191ZM198 198V197H197ZM200 198V197H199ZM219 198V197H218ZM244 198V197H243ZM21 199V198H20ZM112 199V198H111ZM131 199V198H130ZM150 199V198H149ZM158 199V198H157ZM220 199V198H219ZM226 199H228V198H226ZM28 200V199H27ZM66 200V199H65ZM76 200H77V198H76ZM127 200V199H126ZM137 200V199H136ZM248 200V199H247ZM34 201V200H33ZM36 201V200H35ZM42 201H44V200H42ZM47 201V200H46ZM50 201V200H49ZM61 201V200H60ZM73 201V200H72ZM74 201H75V199H74ZM150 201V200H149ZM157 201V200H156ZM165 201V200H164ZM200 201V200H199ZM207 201H209V200H207ZM246 201V200H245ZM252 201V200H251ZM251 201H249V202H251ZM17 202V201H16ZM28 202V201H27ZM37 202V201H36ZM52 202V201H51ZM61 202H63V201H61ZM68 202V201H67ZM71 202V201H70ZM158 202V201H157ZM157 202H156V205H157ZM212 202V201H211ZM217 202V201H216ZM220 202H222V201H220ZM241 202V201H240ZM240 202H238V203H240ZM247 202V201H246ZM245 202V203H246ZM254 202V201H253ZM47 203V202H46ZM75 203V202H74ZM84 203H85V201H84ZM84 203H82L81 202V204L83 205ZM151 203V202H150ZM152 203L154 204L155 202H153L152 201ZM168 203V202H167ZM184 203V202H183ZM193 202H191V204H192ZM234 203H236V206H237V202H234ZM244 203V204H245ZM34 204V203H33ZM32 204V205H33ZM43 204V203H42ZM66 204V203H65ZM70 204V203H69ZM68 204V205H69ZM145 204V203H144ZM169 204V203H168ZM243 204V203H242ZM242 204H238V205H240V207L242 206ZM39 205V204H38ZM44 205V204H43ZM47 205V204H46ZM58 205H59V203H58ZM71 205V207H72V205H73V202H72V204H70ZM75 205H76V203H75ZM74 205V206H75ZM84 205H86V204H84ZM83 205V206H84ZM162 205V204H161ZM164 205H165V203H164ZM184 205H185V203H184ZM212 205V204H211ZM215 205V204H214ZM213 205V206H214ZM222 205H224V204H222ZM229 205V204H228ZM227 205V206H228ZM24 206H26V205H24ZM28 206V205H27ZM35 206H37V205H35ZM54 206V205H53ZM65 206V205H64ZM73 206V207H74ZM128 206V205H127ZM186 206V205H185ZM189 206H191V205H189ZM195 206H196V204H195ZM40 208H42L41 206H39ZM44 207V206H43ZM72 207V208H73ZM77 207V206H76ZM78 207H81V205L79 206V204H78ZM77 207V208H78ZM186 207H188V206H186ZM194 207V206H193ZM197 207V206H196ZM217 207V206H216ZM222 207V206H221ZM230 207V206H229ZM239 207V206H238ZM246 207V206H245ZM252 207V206H251ZM254 207V206H253ZM257 207V206H256ZM25 209H27V207H24ZM32 208V207H31ZM63 208V207H62ZM64 208H66V207H64ZM68 208V207H67ZM82 208V207H81ZM217 208H219V207H217ZM190 208H188V210H189ZM204 209V208H203ZM210 209H212V208H210ZM233 209H234V207H233ZM257 209L258 208H256V210L255 211H257ZM28 210V209H27ZM83 210V209H82ZM193 210H194V208H193ZM192 210V208L190 209V211L192 212L193 211ZM206 210H208V209H206ZM221 210V209H220ZM239 210V209H238ZM245 210V209H244ZM252 210V209H251ZM31 211V210H30ZM40 211V210H39ZM43 211V210H42ZM44 211H46V210H44ZM64 211V210H63ZM69 211V210H68ZM87 211V210H86ZM144 211H145V209H144ZM166 211V210H165ZM189 211V212H190ZM195 211V210H194ZM194 211L192 212V214L194 213ZM216 211H218V210H216ZM32 212H34V211H32ZM50 212V211H49ZM48 212V213H49ZM62 212V211H61ZM70 212V211H69ZM71 212H72V210H71ZM74 212H75V210H74ZM78 212H81V215L84 217V218H82V220H84L85 221V223H87L88 225H89V227L91 228V231H92V234H94L95 236L97 235L98 237H100V239H101V241H102V243L105 245V247L107 248V251H108V253L107 254H109V252H110V254L111 255H121L126 261H127V264H152V262H154V261H151V259H149L148 258V256L144 253V251H143V242H144V240L142 241L140 238H138V237H134L133 235H129V236H126L125 234H123V233H117V230H116V232H115V230H113V228L111 227V224H109L108 223V221H110L109 219H99V217H101V216H99V217H97L98 219L97 220H92V219H90V218H88L86 215V217L83 215V213H82V211L80 210V208L79 209H77V213ZM93 212V211H92ZM154 212V211H153ZM170 212H171V210H170ZM190 212V213H191ZM195 212H197V211H195ZM223 212H225V211H223ZM237 212V211H236ZM247 212V211H246ZM46 213V212H45ZM47 213V214H48ZM93 213H95V212H93ZM142 213H144V212H142ZM147 213V212H146ZM172 213H173V211H172ZM219 213H221V212H219ZM219 213H217V214H219ZM242 213V212H241ZM249 213V212H248ZM248 213H247V215H248ZM258 213V212H257ZM34 214V213H33ZM36 214V213H35ZM65 214H67V212L65 213ZM71 214V213H70ZM73 214V213H72ZM165 214V213H164ZM167 214H169V213H167ZM246 214V213H245ZM76 215V214H75ZM74 215V216H75ZM97 215V214H96ZM153 215H154V213H153ZM184 215V214H183ZM216 215V214H215ZM231 215V214H230ZM44 217H45V215H43ZM67 216V215H66ZM71 216V215H70ZM69 216V217H70ZM73 216V215H72ZM71 216V217H72ZM73 216V217H74ZM77 216V220H80L81 218H79V215H76ZM196 216H198V215H196ZM221 217H222V215H220ZM249 216V215H248ZM57 217V216H56ZM72 217V218H73ZM136 217V216H135ZM150 217V216H149ZM167 217V216H166ZM191 217V216H190ZM189 217V218H190ZM218 217V216H217ZM225 217V216H224ZM228 217H230V216H228ZM251 217V216H250ZM96 218V217H95ZM171 218V217H170ZM184 218V217H183ZM227 218V217H226ZM233 218H234V216H233ZM243 218V217H242ZM249 218V217H248ZM257 218V217H256ZM48 219V218H47ZM148 219H150V218H148ZM236 219V218H235ZM251 220H253L252 218H250ZM249 219V220H250ZM67 220V219H66ZM143 220V219H142ZM187 220V219H186ZM196 220V219H195ZM209 220H210V222H212L211 220L212 219H210L209 218ZM219 220V219H218ZM225 220V219H224ZM114 221H117V220H115L114 219ZM156 221V220H155ZM207 221V223L209 222L208 220H206ZM217 221V220H216ZM237 221V220H236ZM245 221V220H244ZM248 221V220H247ZM254 221H256L255 219H254ZM82 222V221H81ZM80 222V223H81ZM154 222V221H153ZM160 222H162V221H160ZM174 222V221H173ZM195 223H197L196 221H194ZM213 222H215V221H213ZM249 222V221H248ZM52 223V222H51ZM57 223V222H56ZM60 223V222H59ZM62 223V222H61ZM84 222H82V225L84 226V224H83ZM177 223V222H176ZM175 223V224H176ZM193 223V222H192ZM195 223H194V225H195ZM200 223H202V222H200V220H199V224ZM238 223V222H237ZM247 223V222H246ZM64 224V223H63ZM62 224V225H63ZM66 224V223H65ZM64 224V225H65ZM154 224V223H153ZM175 224H174V226H175ZM209 224H211V223H209ZM250 224V223H249ZM248 224V225H249ZM254 224V223H253ZM49 225H50V223H49ZM48 225V226H49ZM72 225H73V223H72ZM113 225V224H112ZM132 225V224H131ZM134 225V224H133ZM179 225V224H178ZM203 224H201V226H202ZM216 225V224H215ZM227 225V224H226ZM257 224H255V226H256ZM51 226V225H50ZM79 226V225H78ZM181 226V225H180ZM182 226H184V225H182ZM206 226V225H205ZM213 226V225H212ZM211 226V227H212ZM222 226H224V224L222 225ZM222 226H221V228H222ZM230 226V225H229ZM234 226V225H233ZM237 226V225H236ZM246 226V225H245ZM244 226V227H245ZM252 226V225H251ZM260 226V225H259ZM44 227H46V226H44ZM53 227V226H52ZM73 227V226H72ZM80 227V226H79ZM78 227V229L80 230L81 228H79ZM199 227V226H198ZM226 227V226H225ZM248 227V226H247ZM74 228V227H73ZM71 229V230H74V229ZM84 228V227H83ZM181 228V227H180ZM200 228H202V227H200ZM230 228V227H229ZM242 228V227H241ZM255 228H257L258 230V232H259V228H258V226L257 227H255ZM255 228L253 229L254 231H255ZM49 229V228H48ZM56 229V228H55ZM70 229V228H69ZM85 229H86V226H85ZM136 229V228H135ZM162 229V228H161ZM57 230V229H56ZM62 230H65L66 231V229H62ZM70 230V231H71ZM139 230V229H138ZM175 230V229H174ZM173 230V231H174ZM240 230V229H239ZM53 231V230H52ZM68 231V230H67ZM75 231V230H74ZM84 231V230H83ZM196 231H197V229H196ZM200 231V230H199ZM247 231V230H246ZM245 231V232H246ZM248 231H249V229H248ZM252 231V230H251ZM48 232H49V230H48ZM79 232V231H78ZM94 232V233H93ZM183 232V231H182ZM220 232V231H219ZM228 232H229V230H228ZM234 232V231H233ZM233 232L231 233V234H233ZM250 232V231H249ZM258 232H256L257 234H258ZM55 233V232H54ZM63 233H65V236L66 237H72L70 234L72 233H66V232H63ZM83 233V232H82ZM86 233H89L88 232V230H87V232ZM158 233H161V232H158ZM166 233H167V231H166ZM177 233H178V231H177ZM188 233V232H187ZM204 233V232H203ZM207 233V232H206ZM211 233V232H210ZM230 233V232H229ZM240 233V232H239ZM253 233L254 232H252V234L251 235H253ZM255 233V234H256ZM74 234V233H73ZM80 234V233H79ZM85 234V233H84ZM163 234H164V232H163ZM184 234V233H183ZM202 234V233H201ZM221 234V233H220ZM226 234V233H225ZM264 234V233H263ZM61 235H62V233H61ZM64 235V234H63ZM62 235V236H63ZM206 235V234H205ZM216 235V234H215ZM219 235V234H218ZM218 235H216L217 237H218ZM227 235V234H226ZM260 235V234H259ZM49 236V235H48ZM51 236V235H50ZM65 236H64V238H65ZM82 236V235H81ZM80 236V237H81ZM88 236V235H87ZM90 236V235H89ZM163 236V235H162ZM198 236V235H197ZM196 236V237H197ZM200 237H201V235H199ZM202 236H204V234L202 235ZM207 236H209V232H208V234H207ZM212 236V235H211ZM221 236V235H220ZM235 236V235H234ZM246 236V235H245ZM244 236V237H245ZM78 237V236H77ZM86 237V236H85ZM159 237V236H158ZM161 237V236H160ZM160 237H159V239H160ZM225 237V236H224ZM224 237H223V239H224ZM240 237V236H239ZM63 238V239H64ZM74 238V237H73ZM82 238V237H81ZM88 238V237H87ZM86 238V239H87ZM186 238V237H185ZM199 237H197V239H198ZM202 238V237H201ZM210 238V237H209ZM226 238V237H225ZM256 238L258 239L259 237H257V235L255 236V238L253 237V239H255L256 240ZM47 239H49V238H47ZM62 239V238H61ZM68 239V238H67ZM66 239V240H67ZM71 241H72V239L71 238H69ZM68 239V240H69ZM76 239H78V238H76ZM85 239V240H86ZM173 239V238H172ZM205 239V238H204ZM213 239V238H212ZM215 239H218V238H215ZM237 239V238H236ZM241 239V238H240ZM51 240V239H50ZM58 240V239H57ZM65 240V239H64ZM63 240V241H64ZM66 240H65V243H66ZM74 240V239H73ZM83 240V239H82ZM126 240V241H125ZM150 240V239H149ZM156 240V239H155ZM166 240H167V238H166ZM170 240V239H169ZM199 240V239H198ZM221 240V239H220ZM219 240V241H220ZM230 240H231V236H230ZM246 240V239H245ZM249 240V239H248ZM252 240V239H251ZM250 240V241H251ZM53 241V240H52ZM70 241V242H71ZM78 241V240H77ZM87 241V240H86ZM146 241V240H145ZM157 241V240H156ZM156 241H154V242H156ZM164 241V240H163ZM202 241V240H201ZM204 241V240H203ZM242 241H244V240H242ZM250 241H248V242H250ZM88 242V241H87ZM90 242V241H89ZM180 242V241H179ZM194 242V241H193ZM205 242V241H204ZM214 242H216L215 240H214ZM247 242V241H246ZM255 242V241H254ZM257 242V241H256ZM262 242V241H261ZM51 243V242H50ZM56 243V242H55ZM64 243V242H63ZM62 243V244H63ZM83 242H81V244H82ZM129 244L130 246H128V245H126V244ZM195 243V242H194ZM193 243V244H194ZM197 243V242H196ZM220 243V242H219ZM218 243V244H219ZM222 243V242H221ZM229 243H230V241H229ZM243 243H245V242H243ZM258 243V242H257ZM80 245V243H77V245ZM84 244V243H83ZM82 244V245H83ZM145 244V243H144ZM152 244V243H151ZM155 244V243H154ZM190 244H192V243H190ZM189 244V246H191ZM199 244H201V243H199ZM226 244V243H225ZM66 245V244H65ZM187 245H188V243H187ZM203 245V244H202ZM202 245H200V246H202ZM207 245H209V244H207ZM250 245H251V243H250ZM258 245V244H257ZM257 245H256V247H257ZM48 246V245H47ZM54 246H55V244H54ZM64 246V245H63ZM68 246V245H67ZM72 246H75V245H72ZM91 246V248H92V246L93 245H90ZM101 246H102V244H101ZM128 247V248H125V247ZM196 246H197V244H196ZM199 246V247H200ZM212 246V245H211ZM213 246H215V245H213ZM245 246V245H244ZM252 246V245H251ZM253 246H255V244H253ZM50 247V246H49ZM49 247H48V249H49ZM58 247V246H57ZM76 247V246H75ZM79 247V246H78ZM170 247V246H169ZM180 247V246H179ZM205 247H207V246H205ZM209 247V246H208ZM224 247H227V246H224ZM231 246H229V248H230ZM249 247V246H248ZM261 247V246H260ZM52 248H53V246H52ZM64 248H66V246L64 247ZM72 248V247H71ZM70 248V249H71ZM144 248H145V245H144ZM156 248V247H155ZM195 248H197V247H195ZM202 248V247H201ZM223 248V247H222ZM239 248V247H238ZM244 247H242V249H243ZM53 249H55V248H53ZM52 249V250H53ZM67 249H68V247H67ZM73 249V248H72ZM89 249V247L87 248V250ZM158 249V248H157ZM156 249V250H157ZM186 249V248H185ZM219 249V248H218ZM217 249V250H218ZM227 249V248H226ZM234 249V248H233ZM86 250V248L84 249V251ZM95 250V249H94ZM125 250V251H124ZM177 250V249H176ZM200 250V249H199ZM229 250V249H228ZM231 250V249H230ZM251 250H253V248L251 249ZM256 249H254V251H255ZM60 251V250H59ZM76 251V250H75ZM89 252H90V250H88ZM98 250H96V252H97ZM179 251V250H178ZM192 250H189V252H188V259L190 260V259H192V257L191 256H193L192 255V252H191ZM221 251H224V250H221ZM237 251V250H236ZM235 251V252H236ZM240 250H238V252H239ZM243 251V250H242ZM242 251H240V253L242 252ZM261 251V250H260ZM52 252V251H51ZM54 252V251H53ZM106 252V251H105ZM104 252V253H105ZM124 252L125 253H127V255L126 254H124ZM171 252V251H170ZM184 252H186L185 250H184ZM202 252H203V250H202ZM219 252H220V250H219ZM225 252H226V250H225ZM230 252V251H229ZM73 253V252H72ZM81 253V255H82V253L83 252H80ZM176 253V252H175ZM181 253V252H180ZM179 253V254H180ZM199 253V252H198ZM214 253V252H213ZM237 253V252H236ZM236 253H233V252H230V257H229V253L227 254V256L228 257H226L227 258V260H228V258H229V260H230V262H231V264H243L244 262V264H246V263H248V264H250V262H252L253 263V260H250V262H249V260H247L246 259V257H245V259H239L238 258V256H237V254ZM243 253V252H242ZM241 253V254H242ZM258 253V252H257ZM48 254H50V253H48ZM51 254H53V253H51ZM50 254V255H51ZM194 254V253H193ZM203 254V253H202ZM207 254V253H206ZM250 254V253H249ZM255 254V253H254ZM262 254V253H261ZM68 255V254H67ZM87 255V254H86ZM100 255V254H99ZM149 255V254H148ZM172 255H174V253L172 254ZM198 255H200V256H198V257H202L201 256V250H200V254H198ZM246 255V254H245ZM257 255V254H256ZM62 256V255H61ZM85 256V255H84ZM91 256H92V252H91ZM94 256V255H93ZM185 256L186 255H184V258H185ZM50 257V256H49ZM52 257V256H51ZM102 257V256H101ZM157 257V256H156ZM205 257V256H204ZM215 257V256H214ZM220 257H222L221 255H220ZM63 258V257H62ZM73 258H75V257H73ZM80 258V257H79ZM90 258V257H89ZM151 258V257H150ZM210 258V257H209ZM217 258H218V255H217ZM223 258H224V256H223ZM7 263H8V261H19V259H20V257H17V256H13V255H10V256H8L7 258ZM52 259V258H51ZM70 259H71V257H70ZM76 259V258H75ZM75 259H73V260H71V261H73V262H75ZM90 259H92V258H90ZM115 259H117V258H115ZM118 259H119V257H118ZM155 259H158V257L157 258H155ZM200 259V258H199ZM205 259V258H204ZM202 260V258H201V263L200 264H207L206 262V260H207V258H206V260ZM67 259L65 258V261H66ZM78 260V259H77ZM85 260V259H84ZM89 260V259H88ZM88 260H87V258H86V261L88 262ZM114 260V259H113ZM120 260V259H119ZM187 259H185V261H186ZM193 260V259H192ZM214 260H215V258H214ZM220 260H222V258L220 259ZM226 260V259H225ZM225 260H223V261H225ZM264 260V259H263ZM22 261V260H21ZM50 261V260H49ZM57 261V260H56ZM60 261V260H59ZM68 261V260H67ZM81 261H82V259H81ZM85 261V262H86ZM95 261V260H94ZM196 261V260H195ZM194 261V262H195ZM223 261H222V263H223ZM16 262V263H17ZM47 262V261H46ZM63 262V261H62ZM68 262H70V261H68ZM89 262H91V261H89ZM88 262V263H89ZM109 262V261H108ZM112 262V261H111ZM157 262H158V260H157ZM177 262H178V260H177ZM210 262V261H209ZM12 263H14V262H12ZM23 263V262H22ZM49 263V262H48ZM51 263V262H50ZM56 264H57V262H55ZM61 263V262H60ZM87 263V264H88ZM96 263H98V262H96ZM95 263V264H96ZM101 263V262H100ZM103 263H105V262H103ZM160 263V262H159ZM158 263V264H159ZM167 263V262H166ZM186 263V262H185ZM211 263V262H210ZM213 263V262H212ZM215 263H216V261H215ZM219 263H220V261H219ZM261 263V262H260ZM11 264V263H10ZM17 264H19V263H17ZM21 264V263H20ZM63 264H65V263H63ZM196 264V263H195ZM226 264V263H225ZM254 264H255V262H254ZM263 264V263H262Z\"/></svg>",
  "mask_w": 264,
  "mask_h": 264
},
{
  "label": "clouds",
  "instance_id": "clouds-1",
  "mask_svg": "<svg viewBox=\"0 0 264 264\" xmlns=\"http://www.w3.org/2000/svg\"><path fill=\"white\" fill-rule=\"evenodd\" d=\"M20 257L23 264H44L48 258L43 221L14 200L0 199V264L7 257Z\"/></svg>",
  "mask_w": 264,
  "mask_h": 264
}]
</instances>
